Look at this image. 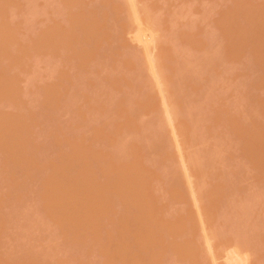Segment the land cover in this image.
I'll use <instances>...</instances> for the list:
<instances>
[{
	"label": "rangeland",
	"instance_id": "obj_1",
	"mask_svg": "<svg viewBox=\"0 0 264 264\" xmlns=\"http://www.w3.org/2000/svg\"><path fill=\"white\" fill-rule=\"evenodd\" d=\"M73 1H75L76 4L75 3H72ZM72 2H71V0H0V51H1L0 52V72L2 71L0 73V84L1 85L3 84V86L0 85V94L2 95V97L0 95V101L2 99V101L0 102V113L2 114V115L0 114V118L1 119H5L7 121H9L8 119L11 118L10 119L11 121L6 122V124H5V122H3V120L0 119V132L2 133V135L1 134L0 135L3 136V138L0 137V140L5 139L6 138V134H7V138L5 139V141L7 140L10 143L13 142V143L17 144L18 142H21L23 139L25 140L26 143L30 142V144H29L30 146L27 144L30 148L25 144L29 148V149L27 148L29 152L26 151V150H21L23 153L22 152H19V149L20 148L22 149V147L25 149V147L23 146L24 145L23 144L24 142L21 143L22 146L20 148L18 147L19 149L13 147L8 142L7 143L9 145V147L7 145H4V144L2 145V143H0V145H1L0 146L1 147L0 148V150H1L0 153L2 154V155L0 154V165L2 166L1 168H3V166H4L3 169H0V171L2 170L0 172V199H1L0 200V208H1L0 209V212L2 213V214L0 213V216L2 215V217H0V220L3 219V221H2L3 226H2V224L0 225V236L2 237V238L0 237V264H3V263L4 264H8V263H10V264H12V263L13 264H15V263H17V264H23V263L24 264H31V263H33V264H41V263L42 264H44V263L45 264H52V263L53 264H79V263L80 264H101V262L103 264H104V262H106V264H109V263H107V261H111L112 264H113V262H114V264H133V263H135V261L138 262V263L140 261V264H147V263H149V264L151 263L152 264V262H154L153 264H155L157 261H158V263H156V264H264V172H263L264 171L263 170L264 169L263 168L264 166H260L261 164L264 165V155H263L264 154V152H263L264 149L262 148V146L264 145V143H262L263 145L260 144L261 146L259 144H257V146H260L263 149V150H261V148H260V151H261L260 153L262 154V157L263 158H259V155H261V154L258 151L259 149H257L258 147L257 146H256L257 148L255 147L256 144L254 143V142H257V143L264 142V138L262 137V136H264L263 135L264 134V127H263L264 126V124H263L264 123V112L263 113L260 112L261 110L264 111V108H263L264 107V90H263L264 89V63H263L264 62V49H263L264 48V43H263L264 42V11H263L264 10V0H244V1H242V0H78V1L77 0H72ZM243 2H245V3H243ZM66 3H68V5H66ZM71 5H73V6H71ZM261 10H262V12H261ZM70 13H72L73 17H74V15L75 16L76 15L78 16V15H81V14H82V16L83 15L85 16V18H86L85 20L86 21L81 20V23H80V19H79V18H81V16H78V19L79 20L76 17H74V19L76 18L77 21L80 23V28L82 27L81 30H79L80 28L78 27L79 26L77 24L78 22L77 23H74L75 20H72L73 17L71 16ZM247 13H248V15H247ZM69 14H70V17H68ZM236 15H239V18H236V17H238ZM84 16H83L82 19H84ZM87 19H89L88 22H89L90 25L86 24ZM262 19H263V21H262ZM93 21L95 23H93ZM82 22H84L85 24H82ZM96 22L97 23L99 22V25ZM230 22H234L235 23L234 26H230ZM71 23L72 24L74 23V26H75V24L78 25L77 28H78L79 32L82 31V29L84 28L83 30H85V31H82L83 32L82 34H85L86 31H90L91 32V30L93 29L94 25L95 24H96V26L98 25L97 28H96V26L94 27V31L91 34L93 37H90V38L91 39L92 38L93 39L95 38V40L97 42H99V41H102V42H99L98 44H96L97 42L95 43V41H90L91 39H89L88 34H87V37H88V40L89 41L87 40V37H86V34H85V37H86L85 39L87 40V42H85L84 41V35L80 34L81 33L80 32L79 33L80 35L78 36L77 35L78 33L76 34V32H75V34L77 35V37H79V39H81V41L83 40L82 41L83 43H81V45L79 44V48H78V45H76V44L80 43L81 41L79 42V39L78 38H75L76 35H74L72 33L73 30H75L77 28H72L73 25L71 26L72 29L70 27H68L69 24L71 25ZM91 24L92 25L94 24V25L92 26ZM260 24H261L262 27L259 26ZM232 25H233V23H232ZM86 26H87V28H86ZM88 26H92V27L88 28ZM54 27H56V28L54 29ZM233 27H235V29ZM259 27H260L261 30L258 29ZM2 28H5V31H3ZM51 29H53V30H57L58 29V31L63 30L65 33L67 31H69V29H70L71 32L69 31L70 33L69 32L68 33L69 34H71V33L73 34V36L71 35L73 37L72 38V41L71 40L70 41H67V40L71 39V36H69L68 33H67V35H68V39H67V35L66 36H63V32H62V36L63 37H66V38H63L61 40V38L59 39V37H61L60 36L61 35V31L58 34V31L57 32L55 31L56 32L55 33ZM86 29H88V30H86ZM227 29H230L231 32L236 31V33H232L233 36H231L232 35L231 32L229 30H227ZM47 30H49V33L51 34L50 36L54 35V34L51 33L52 31L55 34H58V36H56V37L60 41L56 38L58 40V41H56L57 43L54 42V40H56V39H54L55 36H53L54 37L53 38L54 39L53 40V43H54L55 46L59 42H62V44H63V45L61 44V47H63V48H61L60 45H57V47L59 46V49L57 48L58 51H56V53H58L57 55L54 52L55 49H56V47L54 45H51L52 46L51 47L49 45V43H48L52 38L48 36L49 34L48 35H45L46 33H48ZM250 30H252V31H250ZM227 31H229V34H231L230 36H228L229 34L227 33ZM5 32H7L6 33V36H5ZM90 32H88L89 35H90ZM43 33H45V34L43 35ZM169 34H171V35H169ZM81 35H82V37L80 38ZM166 35H168L167 38H166ZM183 35H184V39L182 37ZM41 36H44V37L46 36V37L50 38L49 41H48V39L44 38V40H47L45 42L42 41V40H40V41L43 42L42 43V44H44L43 46L41 45V42L39 40H37V42L39 41V43L36 42V39H43ZM234 36H236L237 38L236 37L233 38ZM244 36H246V37H244ZM6 37H8V38H6ZM151 37H152V40H151ZM262 37H263V39H262ZM229 38H231V40H229ZM248 38H250V39H248ZM64 39H65V41H64ZM73 39L75 40L76 43L73 41ZM217 39L221 40L222 41V44H221V41H217ZM236 39H238V40H236ZM235 40H236V43H235ZM228 41H230V43ZM256 41H258L257 43H258L259 46L257 45V43H255ZM34 42H36V43H34ZM65 42H67L68 44L71 42V44H69V45H73V46L76 45L77 47L76 46L75 47L77 49L75 50V48L72 46V48H74V50H72L71 46L69 47V45L67 43H65ZM72 42H74L75 44H73ZM89 42H91V43H89ZM92 42H94L95 45L92 44ZM248 42H249V44H248ZM64 43H65V45H64ZM88 43L91 45L90 47H89ZM103 43H107V44H104L103 45ZM241 43H243V44L241 45ZM245 43H246V45H245ZM32 44L33 45L40 44L41 47H39V48H42V50H43V48L45 49V47H46L45 45L48 44L49 45V48H47L48 47V45H47L46 50L45 51L43 50L44 52H42L41 49H39V50H41L40 53H39L38 49L36 50V52H32V51H35L34 49H36V47L38 46L37 45V46L33 47V50H32L31 49ZM139 44L141 46H139ZM225 44L226 45L229 44V45L226 46ZM96 45H98V46L96 47ZM101 45H103L104 49L106 47L105 45H107V48L104 51H102V49L100 48V47H102ZM193 45L194 46L196 45V47H194ZM205 45L207 47H205ZM19 46L22 47V48L21 47L20 48L23 50V52L19 48ZM28 46H30L31 52H30V50H29V52L27 50V52H28V54H27L25 49H27ZM53 46H54L55 49L53 48ZM200 46H201V48H200ZM249 46L251 47V49H250ZM91 47H93L94 50ZM95 47L97 49L99 47L100 49L97 51V49ZM196 48L199 49L198 51L201 50L200 52H202V51L203 52L205 51V52L204 53L203 52L200 53V52L197 51ZM240 48H242V50ZM63 49L65 51L69 49L68 52L70 51V53H71L72 51L73 52L75 51L76 53L74 52V54H71L72 56L69 57L70 54L67 53V52H65ZM81 49H83V50H81ZM159 49H161V51ZM6 50H8V51H6ZM86 50L87 51L89 50L88 52L90 54H91L90 50L92 51L91 57H90L89 53L86 54L87 53ZM221 50H222L223 56L221 55ZM18 51H20V52H18ZM37 51H38V53H37ZM158 51L159 52H162L163 51L162 52V54H163L162 57L165 54V56H164L165 58L164 59L162 57H161L162 59L161 58H158V56H161V54H159V53L157 54ZM217 51L220 52V53H218ZM17 52L19 53V55H18ZM52 52H54V55H53ZM81 52H83L85 54L82 56V53ZM145 52L146 53L148 52L149 54L146 55ZM242 52H243V54H242ZM16 53H17V55H16ZM24 53L27 54L26 57H25V54ZM44 53H46V56L45 55L42 56V54H44ZM50 53H51V55H50ZM66 53H67V55L69 54L68 55V58H67ZM77 53H78V55H77ZM105 53H107V55ZM63 54L65 55V59H63L64 58V55ZM199 54H200V56H199ZM20 55L22 56L21 58H20ZM28 55H31V56H28ZM37 55H39V56H37ZM73 55H76V56H73ZM79 55H80V58H79ZM88 55H89V57H90L91 60H89V57H86ZM92 55H93V57H92ZM95 55L98 58H95ZM145 55H146V57H145ZM243 55H244V57H243ZM23 56H24V58H23ZM81 56L84 57V58H88L89 62L87 63L86 61H88V60H85L84 61L85 63H83V65H81L82 60H84V58H82ZM166 56H167V58H169V57L172 58L174 61L173 62H170V60L172 61V59L168 60L166 58ZM172 56H175L176 58H174ZM209 56H210V58H208ZM217 56H219V57H217ZM250 56H251L252 60L250 59ZM105 57H108V58L105 59ZM201 57L202 58L205 57V59L203 60V59H201ZM193 58H195V59H193ZM196 58L197 59L199 58V59L196 60ZM220 58L223 61L220 60ZM223 58H225V59H223ZM13 59L14 60L16 59L17 62L14 61ZM94 59H96V60L94 61ZM157 59H159V60H157ZM208 59L210 61L212 60L214 62L212 63V61L210 62ZM234 59H235V61L237 63L234 61ZM244 59H246V60L244 61ZM249 59H250L251 63H250V61L248 62ZM66 60H67V62H66ZM71 60H77L79 62L81 61L80 65L82 67L87 68L88 70L90 68L89 65L92 64V63H90V61H92L94 63L91 65V69L88 72L89 73L88 74L87 73L88 70H86L84 68L81 70V67L78 64L79 62L75 63L74 61H72V63H71ZM160 60H161V62L163 61V64H166L168 62L170 63V64L168 63L170 65L169 66L170 67V74L171 73L172 74L173 73L174 74L176 73L175 75H177V69L178 68H179L178 71H180V70L183 71V69H185V70L187 69V73H185V72L182 73V71H180V74H182V76L179 74L178 78L177 77L175 78L174 74L171 75V76H174L173 78L171 77L173 79V81H172L171 79H169L170 74L168 76L169 69H167V71H168L167 73L165 72L166 69L164 70L165 75H164V73H162L163 70H161V69L162 68L163 69L164 68H168V65H165L163 67V65L160 64ZM190 60H195V65L193 64L194 62L193 61H190ZM202 60L205 63L201 64L203 62ZM218 60L220 61V63H218L219 62ZM125 61H128L127 62V63H129V66L128 67L126 66L127 63ZM196 61L197 62L198 61L200 62V64L198 63V66H197ZM208 61H209L210 65H209ZM231 61H232V63H231ZM243 61L245 63H242ZM189 62L190 63L193 62L191 64H193L195 66L194 69H192V71H189L190 69L188 70V68H190ZM254 62H255V64H254ZM152 63H153V66H152ZM171 63H173V65H175V67H176V64L178 65L177 66L178 68L176 67V71L175 72L171 68V67H173V65H171ZM73 64L74 65L76 64V66L77 67H80V68H76V66H73ZM159 64L161 66H159ZM222 64H224V65L221 67L220 65H222ZM241 64H243V65H241ZM251 64H252V66H251ZM256 64H258V65H256ZM260 64H262V66ZM193 65H191V66H193ZM248 65H250V66L248 67ZM72 66L75 67L76 70ZM185 66H187L188 68L185 67ZM244 66H245V68H244ZM253 66H256V67H253ZM257 66H258V68H257ZM219 67H220V69H219ZM242 67H243V69H242ZM250 67H251V69H248ZM252 67L254 68L253 71H252ZM96 68H97V70H96ZM216 68H218V70ZM231 68H232V70H231ZM173 69H174V67H173ZM84 70H86V72ZM193 70L196 73H194ZM220 70H221V73H220ZM246 70H248V73H249L248 75H247V71ZM249 70H251V71H249ZM78 71H80V73ZM92 71H93L94 75H93ZM95 71L97 73H95ZM240 71H242V72H240ZM259 72L261 74H259ZM61 73H63V74H61ZM66 73H68V74H66ZM190 73H191V78H190V76H188V75H190ZM197 73H198V77L196 75ZM219 73H220V75H219ZM225 73H227V74H225ZM184 74H185V76H184ZM62 75H64V78L60 79L61 77H63ZM65 75H66V78H65ZM92 75H93V77H91ZM145 75L147 77H145ZM186 75H187V77H186ZM192 75H194V76H192ZM214 75H216V76H214ZM221 75H222V77H221ZM245 75H247V76L245 77ZM87 76H88V78H87ZM180 76H181V78H180ZM108 77L109 78L110 77L113 78L112 82L115 83V86L114 85H111L110 86L109 83L112 84V82L110 81V79L108 80ZM142 77H145L147 79V81H146V79H143ZM182 77H184V78L186 77V79H184ZM240 77H241V80L242 81L241 80H238V78L240 79ZM86 78L88 80H90L89 78H91V80L89 81L90 83L88 82V80ZM140 78H142L143 80H141ZM174 78H175V80H174ZM188 78L191 79L192 81L188 80ZM67 79H69V80H67ZM105 79L108 80V81H105ZM120 79H122V82H124L123 83L124 86L121 84L122 82L120 84H117V80L118 81H121ZM130 79H131V82H133L132 85H134L133 86L134 88L133 87L131 88L132 85L129 83L130 82L129 81ZM178 79H179V81H178ZM182 79H184V81ZM251 79H252L253 82L251 81ZM169 80H171V84L173 82L176 83V81H178L176 84H173L175 86L177 85V87H176L177 90L172 85V87L176 91H178L177 92V94L179 93L178 95L176 94V96H175L174 93L176 91L173 90V88H171V84H170ZM243 80L248 81V83L246 81H243ZM258 80H259V85L256 83V82H258ZM13 81H14V83H13ZM83 81H84V83H83ZM93 81H95L96 83L93 82ZM185 81L186 82L189 81L190 84L189 85L188 84H185L184 83ZM207 81H209V82H207ZM71 82H72V85H73V87H72L73 89L70 88ZM91 82H93V84ZM168 82H169L170 85L168 84ZM202 82L204 83V86L202 85L203 84ZM216 82H218V84ZM85 83H87L88 86L85 85ZM179 83L180 84L181 83L182 84L184 83V85H179L180 87L181 86H184V87L178 88L179 87L178 86ZM242 83H245V86H242V85H244ZM193 84H195L194 85L195 88H194ZM197 84L203 86V87L198 86V87H201L200 88L201 90H204V91H201L202 93L199 92V90H200L199 88L197 90ZM6 85L8 86V88H7ZM104 85H107L109 87V90H108V87L106 89V86L104 87ZM185 85L187 86L186 90L184 89L186 87ZM206 85L207 86L210 85V88L207 87ZM213 85H214V87H213ZM83 86H85L86 88L83 87ZM112 86H114V87H112ZM118 86L121 87V88L118 89L119 88ZM249 86H251V87L249 88ZM48 87L51 88L49 90H51L53 92L55 91L56 94L59 93L57 95L58 96V98H57L58 100L65 93V96L66 97H64V100H63V98H62V100H59V101H62L61 102L62 104L59 103L60 105H57L58 104L57 103L58 101L56 102V97L57 96H55L56 94L55 93L53 94V92H51V91L49 92L50 93V96H51V97L49 96L50 97V100H49V98H47L48 96L45 97V95H48V94H45V92H46L45 89H47ZM87 87H89V88H87ZM243 87L245 89L248 87L245 92H244L245 89H243ZM5 88H7L6 91H5ZM112 88H114V91H113ZM229 88L230 89L232 88L233 90L232 89L230 90ZM256 88H259V89H256ZM261 88H263V89H261ZM40 89L43 90V94H45V95H43V96L41 95L42 90L40 91ZM179 89H180V91H179ZM181 89H182V92L183 93L181 92ZM188 89H190V91L191 90L192 91L190 92ZM207 89H208L209 92H207ZM250 89H252L251 90L252 92L250 91ZM253 89H255L256 91L253 90ZM44 90H45V92H44ZM259 90H261V91H259ZM47 91H48V89H47ZM109 91H110V93H109ZM118 91H119V93H118ZM171 91H173L172 94H171ZM184 91H185V93H184ZM196 91H198L200 94L199 93L196 94ZM4 92L9 93V95L6 94V93L4 95ZM60 92H62L61 93L62 96H60ZM112 92H113V95L110 96ZM259 92H260V94H259ZM67 93H69V95H67ZM186 93H187V95H186ZM231 93H232V95H231ZM52 94L55 97H53ZM76 94H77V98H76ZM169 94H170V96L172 95V97L170 98L171 100L169 99V97H170ZM184 94H185V96H184ZM6 95H8L7 98L5 97ZM10 95H14L13 96L14 97V100H13V98H11ZM251 95H253V96L251 97ZM15 96H16L17 99H15ZM128 96H129V98H128ZM244 96H245V98H244ZM44 97L46 98V101L48 99L47 102L51 101V98L53 97L54 100H55V103H57L56 106H58V108L55 106V104H52V102H54V101H51V103H48L47 106H46V103L47 102H45ZM183 97H185L186 99L183 98ZM256 97L259 98L260 101ZM65 98L67 99L66 102H64L65 101ZM122 98H125L126 99V100H124L126 104H124V101H123ZM182 98L184 100H182ZM251 98H253V100H251ZM119 99H120V102L118 101ZM139 99H142V100L145 99L146 100L144 102L145 104L143 105V102L141 100H139ZM243 99H244V101H243ZM172 100H174V101H172ZM256 100H258V101H256ZM3 101H5V102L3 103ZM10 101H11V103H10ZM139 101L142 102V103L140 102L142 106H145V105L146 106L145 107H141L140 103H138ZM183 101H185V102H183ZM134 102L135 103H138V105L136 104L138 107L137 106H134L135 105ZM257 102H258V104H256ZM118 103H119V105H118ZM121 103H123L124 105L121 104ZM252 103H253V106H252ZM114 104H117L115 106L116 107L118 106V107L116 108L114 106ZM161 104H163L164 106L162 105L163 106L162 107ZM51 105H54V106L51 107ZM53 107H55L54 108L55 110L52 109ZM139 107H140V110L142 111L140 113H142V114L139 115L140 113H138L137 115H139V116H137L136 115V112H134V108L138 112V111H140L138 109ZM180 107H182V110H181ZM249 107H251V109ZM110 108H114V109H112V111L115 110V112L112 115H111L112 112L111 113L109 112L111 110ZM141 108H143V110ZM254 108H255V110H254ZM44 109L46 111H44ZM49 109H51L52 111L49 110ZM105 109H108L109 111L108 110H105ZM151 110H153L154 113L156 112L157 114L158 113L159 114L158 115L157 114H154V113H152L153 111L151 112ZM159 110H161V112ZM256 110H258V111H256ZM116 111H118V112H116ZM45 112H47L46 113L47 116H46ZM149 112H151L152 114H150ZM177 112L178 113L180 112L181 113V116H180V113L179 114H176ZM250 112L254 116H252L250 114ZM259 112H260L261 115L259 114ZM116 113H119L120 116H119V114H117V117L118 118L115 116L116 119H114L115 117H113V115H116ZM48 115H49V117H48ZM81 115L82 116L84 115V116L82 117ZM129 115H130V117H129ZM131 116L134 117V119H135V117H138L137 119H139L138 120L139 122L136 121V119L134 120ZM185 116H186V118H185ZM257 116L260 117L261 119L258 118ZM112 117H113V120H115V122H112L113 121L111 119ZM130 118H132V120H130ZM167 118H168V121H167ZM109 120H111V121H109ZM165 120H166V122H165ZM254 120L257 122V124H256V122ZM118 121H119V123H118ZM130 121L132 122V124H135V126H136L135 127L133 125V129L134 130L130 129L131 126H129V123H130V125H132ZM133 121H135V122H133ZM21 122H23V123H21ZM107 122H108L110 128H108V125L106 124ZM116 122L118 123L117 126H115L116 125ZM102 123H104V124H102ZM137 123L141 124V125H138L140 127L142 126L141 129H144L143 124H145V123L147 124L148 123L147 126H146V127H148V126L150 127V128L148 127V131H149V129L152 130V131H149L150 137L152 136V139H153V142H152L153 144H150V146H149V142H148L149 139L147 138V141L145 139V136L147 137V135H146V133L148 132L147 129H145L146 132L144 130H141L139 127H137V125H136ZM163 123L165 125H163ZM228 123L229 124L232 123L231 125H233V126L228 125ZM253 123L256 124V126ZM258 123H259V125H258ZM3 124L5 125V128H7L6 130H5V128H3L4 127ZM100 124L103 125V126L106 124V126H104L105 128L103 126H101ZM124 124H126V126ZM18 125L19 126L22 125V126L19 127ZM24 125H25V127L27 126L30 130L27 129V127L25 129ZM76 125H78V126H76ZM234 125H235V127H234ZM71 126H72V128L76 129V132L79 131L80 134H81V136L83 135V137H84V138H82L80 136L81 138H76L77 144L79 143L78 141L80 140L82 143L80 142L79 144H82V145H85L86 144L87 146L85 145V147H88L89 146V148H88L87 151L88 152L91 151V153H93V150L96 149V150H94L95 151V154H92L91 155L94 158L91 157V156H89L90 153H88V155H85L84 154V157L83 158L80 156V158L83 159L82 161H84L85 159L87 161V159L89 160V158L91 159V160L88 161V163L86 161L83 162V163H86V168L87 169L89 168L88 169V172L89 171H92L93 173L92 172L91 173L94 176L95 175L94 174L95 173L94 170H96V166L97 165H100V162L103 165V168L101 166L102 169L99 166H97V167L100 168V170L97 169L98 170L97 173L99 175L97 173L96 174L98 176L95 175L97 178L100 177L98 179L100 181H102L103 183L101 182L99 184L98 182H96V184L98 183V185L94 184L95 182L94 183L92 182L93 184L91 182L90 183H91V186L94 187V190L92 189V192L95 191V188H96V190L101 189L102 192H103V190H105L106 192L108 191V195L106 193V195H103V197H102L103 199H105V202L104 201L103 202H100V200L102 198L99 197V194L100 193L98 194V192H97V197H98V199L100 198L99 199V202L102 203V204L105 203L104 206L106 205V206H109L110 207L109 204H112L114 206L116 204H113V202L114 203H117V201H118V204L120 203L121 204L120 206L123 207V206H126L128 203L130 204L131 201L133 200V196H135V192H134V195L132 194V192L130 193V194L133 195L131 197L130 194H129V192L133 190V189L131 190V188H129V191L127 189L125 191V193H123L124 191H122L123 187L120 188V191H122V192L118 191L119 189L117 190V192H119V193L112 192V194L114 193L113 195L115 197L112 196V194H110L112 190L113 191L116 190L115 187H114L115 189H111L110 186L113 185L114 183H117V182L120 183V181L122 180V179L120 180L119 176L120 177L123 176V177H121V178H123V180H122L123 181L122 182L123 184L122 183H120V184H122L124 186V184H127L128 183V182L127 183L124 182V178L126 177L124 175L127 173L126 175L128 177V175H129L128 174V171H130V173L132 175V172H131L132 170H134V171L136 170L135 173H137V170L139 169L138 172H140V173H137L138 174L137 177H139V175H142V176L139 177L140 179L137 178V177L134 178V176H132V177H133V179H135L133 181H136L134 183H136L138 186L140 184L139 182H142L143 189L141 188V191H143L144 190V187H145V185H143L145 181L143 182L141 180H144L145 179L144 177H146V179H147L148 176L149 177L151 176L149 178L150 180L154 177V179L151 180V182H152L151 183V188L152 189L155 188L156 189L155 190L156 192L153 193V192H151V190H149V188H150V183H148L150 181L149 179H148L149 181H146V184L147 183L148 184L145 187L146 193L148 192L149 193L148 194L149 196H150L151 193L154 195V196L151 195L152 198L151 197L149 198L148 195L144 193L145 190L142 193L140 192V189L139 188L141 187V184H140V187H134L135 185L130 180L131 185H129V184L128 185L131 187L132 184H133L134 185L133 186L134 187V191L136 189H138V191H136L137 193L139 192V194H142V195L144 193V195H147L146 197L149 198V200L152 199L151 200L152 203L149 202L151 204L148 205V206H150V208L146 205L148 203L145 201L144 206L146 205L148 211H147V209L145 207H143L145 209H142V210H146L148 212V215L149 216H150V214L152 212H153L154 215L155 214H159V215H156L159 219L157 217L154 219L153 218L154 217L153 214H151V216L153 218L152 219L153 221H157L158 220L159 223H162L161 226H160L162 228H160V229H164L165 228V226H163L164 225L163 222H164L165 219H167L168 221L170 220L169 223L172 224V227L174 226V228H172V227H170L171 225L168 223V221H166L168 223V225H167V223L164 222L169 227V228L167 227L168 228V232L167 231L166 232L169 233L171 231L168 235L170 236V234L172 233L171 236L168 237L169 239H167V236H168L167 235L166 236V239L164 240L165 242H162L163 239H164V237H165L164 235H166V233H165L164 230L161 231V230L158 229L159 231H157L158 234L156 233V235H157V237L159 236V238L164 236L162 238V240L160 238V242H158L159 240L157 238L158 241L157 240H156V242L153 241L154 242V246H153V242H151V241H149V246L150 247L147 245L149 248H152L151 247V244L154 247L155 251L152 249L151 250L152 252L150 251L151 253H153V251L156 252L158 250L157 253H160L159 254L160 255L159 258L155 255L156 253H154V255L156 256V258L158 260L155 258L156 259V261H155V259H154L155 256L153 255L154 257H152L151 259L152 260L154 259V261H148V259H149L148 257H150V255L146 253L148 255V257H147L146 254L144 255V253L143 254L141 253V252H143V250L138 251V249H136V248L139 247V246H137V244H138L137 242H139V240L141 238L142 239H145V236H144V238L141 237V235H138L137 236L136 234H140V233L136 232V230L140 229V227L143 228L144 226H142V224H144L146 220H148L149 223H150V220H151V217L149 219V216L147 214H144L143 212H141L142 215L144 214L143 216L146 215V217H143L142 216L143 217L142 218L141 216L138 217L139 216L138 215L137 216V218H138L137 219V222H139V218H140V223H138V224L136 223L137 225L131 223V227H130V229H132L133 226H135V228L137 227L136 230H135V228L133 229V230H135L134 233L136 232L135 234L133 232H131L132 233V236L134 234L135 237L136 236L138 237V238L137 237L135 238L133 236V239H135V240L138 239L136 241L133 240L134 242H136L135 245L137 247L133 248L134 246L132 244H130L131 246H133L132 247L133 249L130 248V250L131 249L132 250L131 251L129 250V253L131 252L132 255H135V257L137 256L136 259L133 256V257L130 258L131 261L129 262L128 255L130 256V254L128 253V251H127V253H128L127 254V257L128 258L124 259L125 258L124 253H122V251H120L121 250V247H118L117 245H115L116 243H120V245H121V242H122V244H123L122 248L123 247L125 248L124 252H126V250L129 249L128 246H130V245L127 244V243L131 242V240H128L126 237H129V239H132V237L130 236V232H129V234L127 232L129 230L124 231L123 228H121V226L123 227L124 226L123 224H126L125 225V228L126 227L129 228L128 224L130 222L128 220H126V219H128L127 218L129 216L128 214H130V215L133 214V216H134L135 215L134 214L135 212L141 210L140 207H139V205H138V207H139L138 209L139 210L136 211V209H137L136 206L137 205L134 202L135 200L137 201V198L136 197L134 198V201H132V203L134 202V204H135L134 206L135 207H133V204L131 203L133 208L130 207V206H128L127 207L128 209L126 210L128 213L127 212H124V211L121 213V210H123L122 207L120 208V206H118V204L115 206V207L118 206L121 209L119 211L120 214H118V217H120L121 214L123 215V213H124L123 217H120V218L123 219L122 220L123 222L121 221V219H120V221L118 220L120 224L117 222V219H119V218H117L115 220L116 216L115 215H114V217L112 216L115 212H118L117 211V210H119L118 207L117 208L114 207L115 209H117V210H115L113 208V206L111 205L112 206L111 208H113L110 211V212H113L112 215L110 213H108V211H107L108 208L107 207H106L107 210H105V212H107V213H105L103 211L105 208H103V210H101V211H103V214L105 213V216L108 215V214H109V216L111 215L112 218H110L109 216H106L110 220L108 218H106L108 220L103 219V214L100 215V213H99L100 211L99 210L102 208V206L99 205V204L98 205L101 206V208L100 209H97L99 212H97V211L96 212H97V215L100 216V217H97V216L91 214V213H93L91 211H90L89 214L87 213V211L89 209H88L87 206H86L87 208L84 207L85 206V203L84 202L88 203L89 201H92L95 198L94 197V194L96 195V193L94 192L93 193V197H92L91 190H90V193H89V192L86 191V189H83L82 188V190H85L83 192L84 193L86 192L88 194H91V198H93V199L92 200H89L87 202L86 201L87 198H85V196H84L86 194H84V195H82L84 197L79 196L80 199L81 198H84L85 199V201L83 200L84 201L83 202L84 205H82V207H80L81 205L78 204V203H80L79 202L80 199L78 197H76V196L81 195V190L77 191L78 188L81 189V186L79 185L78 188H73L77 184L76 183H75L76 185L75 184L74 185L71 184V183H73L72 182L73 180H72L71 176H73V179H75L74 175L78 171L74 173V169L77 170V168H75L73 165H72V167L69 166V165H71L69 163H71V159L73 158V155L75 154L76 150L78 151V149L74 147L76 145L74 143H76V142L73 141V139H75V137L73 136V133L76 134V132H75V130H73V129L70 128ZM121 126H123V127H121ZM164 126L166 127L165 129L162 128ZM229 126H231V127H229ZM241 126H242V128H241L242 130L239 129ZM251 126H253V127H251ZM259 126H260V128L262 127L261 130H263V131H261L260 128H258ZM76 127L77 128L81 127V128H79L77 130ZM119 127H121V128H119ZM134 127L136 128V130H135ZM184 127H185V129H184ZM208 127H211V128H208ZM19 128H21V129H19ZM57 128H58V130H57ZM68 128L70 130H68ZM117 128H119V129L117 130ZM126 128L127 129H130V133L132 131V134H131L132 137H131V135L129 133V130H125ZM161 128H162V130H160ZM236 128H237V130H236ZM247 128L250 129V130L252 129L251 130V133L252 132L254 133V130L256 128V133L252 134V138H250L251 133H248L250 131ZM257 128L262 132V133H260L261 136H259V130ZM12 129H15V131H16V133H15L16 136L15 135L14 136L17 139V141L18 140H21L23 138L21 141L15 142L16 139L13 136L14 131ZM63 129H64V131H63ZM88 129L90 131H93V132L88 131ZM94 129L96 130V133L98 132L97 134H98L99 138L96 137L97 135H96V133H94L95 132ZM163 129L165 131H163ZM186 129H188V130H186ZM245 129L247 130V132L245 131ZM20 130H21L22 133L20 132ZM22 130H24L25 133ZM159 130L161 132H158ZM227 130H230V132L227 131ZM232 130H233V133L231 132ZM53 131H55L56 133L53 132ZM72 131H74V132L71 133ZM123 131H126V132H124L126 134L124 135V133H123V136H121L122 135L121 132H123ZM136 131L137 132L140 131V135L137 134ZM141 131H143V133L145 135L143 133H141ZM155 131L157 132V135H156V133H154ZM224 131H226V132H224ZM257 131H258V133H257ZM29 132H30V134H29ZM133 132L136 133V135L134 134L135 137H133ZM163 132H164V134H163ZM237 132H239V133L237 134ZM245 132L247 133V135H246ZM18 133H20L21 135L18 134ZM69 133L72 134L73 139L71 137V134H69ZM87 133L88 134L90 133V134L88 135ZM92 133L95 136L91 135ZM160 133H162V134H160ZM166 133H168V134H166ZM193 133H194V136L192 135ZM9 134H10V137H8ZM24 134L26 136H28V138H25L26 136ZM60 134H64V136L62 137V136H60ZM127 134L130 135L129 139L127 138L128 137ZM149 134H148V137H149ZM231 134H233V135H231ZM243 134L245 135L244 138L246 137V139L243 138ZM257 134H258V136L256 137ZM44 135H46V137ZM51 135H52V137H51ZM56 135H58L59 137L56 136ZM118 135L121 136V138L119 136V139L121 140L122 143L119 142L120 140L117 138ZM158 135H160V136L162 135L163 137L166 136V137H164L166 141L164 140V138H161V140H160V137ZM155 136H156V138H155ZM240 136H241V138H240ZM253 136H255V139H254ZM60 137H62V138H60ZM90 137H93L94 140L96 138L98 140L96 142L98 145L96 143L93 144L94 141H91L90 140V139H93V138H90ZM112 137L113 138L116 137V139H118L119 141L116 140V142L114 143L115 138L113 139ZM258 137H261V139L258 140L259 139ZM63 138H64V141L61 143L60 140L61 139L63 140ZM67 138H70V140L72 139V141L74 143H70V141ZM100 138H102V141H101ZM104 138H107V139H104ZM249 138L250 139H254V140L257 139V141H254V142L252 140H250V142L252 141L255 144L254 146H252V142H251V145H250L251 147L248 146L250 144L248 142ZM81 139H84V141L86 140L87 143L84 142L85 144H83V140H81ZM99 139H100V142H99ZM108 139H110L109 141L111 143H114V145L113 144H110L108 142ZM154 139H156V140L158 139L162 143H159V141H156ZM162 139H163L164 142L162 141ZM241 139H242L243 142L241 141ZM50 140L51 141L53 140V143L55 142V147H54V144ZM104 140H105V142H104ZM168 140H170V141L167 142ZM222 140H223V142H222ZM31 141H32V144H31ZM65 141L66 142L69 141L71 147H69V148L66 147V146H68V143H66ZM123 141H125V145L127 146V148H128L129 145L132 146L134 144V146H132V147H135V145L137 144L136 145V148H134V149H136V152L137 153L132 154L133 152H135V150L131 146L128 148L129 149L128 152H127V148L126 149H123L121 147L122 144L124 145ZM137 141H138V143H137ZM103 142L105 144H103ZM117 142H119L118 144H120V145H118ZM143 142L144 143H147V144L144 145ZM165 142L166 143H169V144H165ZM245 142L248 143L247 146L245 145ZM3 143H5V142H3ZM33 143H35V146H34ZM47 143H49L51 145L49 146V144H47ZM56 143H58V145H56ZM64 143H66V144H64ZM150 143H151V141H150ZM156 143L161 144V145L164 144L166 147L168 146L167 147L168 150L165 149L166 148L165 146L164 147L163 146H159L158 144L156 145ZM170 143H172V145ZM221 143H223V144H221ZM41 144L42 145L44 144V145L49 146L48 147L49 150L47 149V146H46V149L48 151H51V152H48L45 149V146L43 148L46 151H44L43 148H41L42 147ZM73 144H74V146L72 148V145ZM95 144H96V146H93ZM109 144H110V146L113 145L111 147L112 148L115 147V149H116V150H114V148H113V150L115 151V154H116V158L115 159H110V158H112L114 152L113 153L111 152V151H113V150H111L112 148L109 149L107 147V145H109ZM189 144H191L192 146L189 145ZM78 145H76V146L78 147ZM140 145L142 147L143 146L145 147L146 145H148V147H151V145L152 146L154 145V147H155L154 150H156L154 152L156 154H157V152H159V154L161 156L159 154L158 155H155L154 153H153L154 155L150 154V153L153 152V150L151 149L152 147L149 148L152 152L149 149L148 150H145V148L147 149L148 147H145V148L143 147L144 150H145V151H143V149H140V147H141ZM244 145H245V147H244ZM2 146H5V147H2ZM10 146L12 148H14L13 149L14 152H11L13 150H12V148H10ZM32 146H34L36 149L34 147L32 149ZM156 146H158V148L161 147L160 148L161 149V152L160 151H157V150H160V149H158V148L156 149ZM218 146H220L219 149H218ZM60 147H61V149H60ZM79 147H80L79 150L84 148V146H81V145ZM93 147H94V149H93ZM171 147L174 150L171 151L169 149ZM181 147H182V149H181ZM192 147L193 148H197V149L191 150V149H193ZM211 147H212V149H210ZM246 147L249 149V151L247 150ZM252 147H253V149H252ZM67 148L68 149H71L72 148V150L68 151ZM104 148H107V149H105L106 151L104 150L105 152H101V150L103 151ZM118 148H120V151L122 150L120 152V154H119V149ZM7 149L9 151V153L7 152ZM52 149L59 150L58 151L59 152V155H61L62 152L63 153L64 152L65 153L67 152L66 155L64 154V157H63V160H62L63 162H64V160H66L68 158L70 159V157L72 156L71 159H70V162L68 161L69 159L66 161V162H68V165H66L67 163H65V162H64V164L61 163V159H62L61 157L63 155L61 157L58 156L57 150L55 152ZM64 149L66 151H61L60 152V150H64ZM137 149H140V150H137ZM164 149L167 150L166 153L169 154L171 157H172V154H173V157L172 158L170 157V160L167 159L166 156H168V155H166V153L164 152L165 151ZM251 149L254 150V151H252ZM2 150H3V152H2ZM17 150H18V152H19L20 155L17 153ZM36 150H38V151H36ZM40 150H42V151H40ZM85 150L83 149L84 152L83 151L82 152L83 153H86ZM97 150H99L101 153H98L99 151H97ZM124 150H126L125 152L128 153V157L127 158L128 159L132 158L131 160H133V161H130L127 158L125 159V157H126L125 154H124L125 157L123 158V154L121 155V153H125V152H123ZM130 150L131 151L133 150V151L130 152ZM141 150L143 151V153H141L142 152ZM196 150L198 151V153L200 152L199 154L197 153V155H196V152H197ZM25 151L27 152L26 154H25ZM30 151H31V156L29 154ZM43 151L45 153L46 152L47 153L45 154ZM52 151L54 152V154H53ZM107 151L108 152L109 151L111 152V154L109 153L110 155L108 156L109 157V161H107V163H110L111 166H109V164L107 165V163H105V164L103 163V162H106V160H108V159L105 158L106 155H108L106 153ZM170 151H171V153H170ZM190 151L192 153L194 152L193 153L194 155ZM257 151H258V154L259 155L256 154ZM15 152L17 153V155H16ZM38 152H39V154H37ZM40 152L44 153V154H42L40 156V157H43L44 160L39 157ZM117 152H118L119 155L117 154ZM146 152H147V156H146ZM162 152L164 153V156H163ZM172 152H175V154L172 153ZM213 152H214V154H213ZM248 152H249V154H247ZM12 153L14 155H16L17 157H20V160H17V157L16 156H14V158L16 157L15 158L16 160L13 159V154ZM96 153H97V155H96ZM102 153H103V155H101ZM206 153L208 155H210V156H208ZM8 154H10V155H8ZM33 154H35V155H33ZM76 154H78V152H76ZM80 154H82V153H79L77 155L78 157L75 156L77 158V160H76V158L75 159H72V160H75L76 163L77 162L79 163L78 158H79V155ZM98 154H100V156H103V158L100 159ZM139 154H141V155H139ZM204 154H206V155H204ZM211 154L213 156H211ZM226 154L229 157V159L226 156ZM11 155H12V158H11ZM28 155H29V157H27ZM32 155L34 157H36L37 159L36 158H33ZM43 155L46 156V157H44ZM55 155H56V158H55ZM68 155H69V157H68ZM117 155H118V157H117ZM129 155H130V158H129ZM132 155L133 156H136V157H133ZM149 155H150L151 158H149ZM184 155H186V156H184ZM195 155H196L197 158L195 157ZM47 156L49 157L48 159L50 161V164L47 161L48 159H46ZM86 156H88L89 158H87ZM119 156H121V157H119ZM156 156H158V158H156ZM159 156L160 157H163V158L165 157L166 158L165 160L168 163L169 162L170 163L173 162V163L170 164V165H168V163L166 161H163V159H160L162 161L157 160V159H159ZM5 157L7 158V160H5L6 159ZM25 157H27L26 160L24 159ZM50 157H52L54 159L51 158V160H50ZM113 157H115V156H113ZM189 157H191V158H189ZM209 157L211 158V160H210ZM29 158H33V159L30 160ZM64 158H66V159H64ZM92 158H93V160H95L94 162H92ZM98 158H99V161L100 162L98 161ZM152 158H156V162H155V159H152ZM192 158H194V159H192ZM34 159L35 160H38V161H36L35 164H37L39 162V164L41 163L43 166L45 164V166H46L45 168H48V169L49 168L51 169L52 167L53 168L51 170L49 169V171L47 169H45L47 171L46 172L45 171L43 172L44 167H42V165L41 166L40 165L39 166L38 165H35V166L33 165V166L30 167V165H32V163H33L32 160H34ZM39 159H40L41 162L39 161ZM116 159H119V161L121 160V162L123 161L124 162V165H123V162L121 163L123 165V166L121 165V167H120V162L116 165V162H118ZM122 159H125V160H122ZM171 159H172V161H171ZM188 159H189V161H188ZM191 159H192V161H191ZM254 159H255V161H254ZM27 160H29V161H27ZM35 160H34V162H35ZM55 160L58 161V162L56 163ZM112 160H115V162H113ZM143 160H145V163H144V165H141L142 162H144ZM174 160H175V162H174ZM193 160H195V161L193 162ZM196 160L198 162H201V163L196 162ZM203 160H204V162H202ZM4 161H7V162L5 163ZM9 161H10L11 165H9V167H7ZM16 161H18L17 162L18 164H21L20 168H23L24 169L26 167L25 170H24L25 173L20 170L19 165L18 166L15 165L16 163L13 164ZM19 161L20 162L22 161V162L19 163ZM24 161H26V162L24 163ZM30 161H32V163H28ZM44 161L45 162L47 161V163H45ZM75 161L74 162L72 161L73 162L72 164H76ZM127 161L128 162H131L132 165H135V166L133 167V166L129 165V166H131V167H129L128 164H131V163H128ZM157 161H158V164H157ZM2 162L6 165V167H5V165H3ZM125 162H127V163L125 164ZM162 162L165 163V165L163 164V166H162ZM260 162H261V164H260ZM60 163L62 165H60ZM174 163L175 164L176 163L177 164L179 163V164L178 165H175ZM195 163H198V164H195ZM212 163H214V164L212 165ZM12 164H13V167H11ZM48 164L51 167L50 166L47 167ZM147 164H148V166H145ZM200 164H201V166H204V167L202 168L200 166L201 167L200 168L199 166H197V165H200ZM54 165H56V166H54ZM58 165H60L61 167H63V165H66L67 166L66 169H65V166L63 168H60L59 167V169L61 171L63 169H65V171H62V172H65V173H63V175L67 174V175H65L66 177L64 176L65 178L62 175V177L64 178L63 180L60 179V178H59V180H61L60 182L62 183L63 181L65 182V180L67 181V178H69V179L71 178L70 181L69 180L67 181L68 182L67 184L66 183H62V185L65 184L64 185L65 186L64 189H68L69 188L68 190H69L70 193H67L68 195L69 194L71 195V192H72V195L69 196L72 200H67V199H70L68 196L66 198V200L68 201L67 203H69V204H67L66 202H63L64 204L63 203L62 204L57 203V204H59L61 206L60 208L64 207V210H66V209L70 210L69 207H73V208H71V210H73V211L70 212L72 214V213H74V209L77 206L76 209H75V211L77 210V213L79 212L78 211L79 210L78 207L80 208V211L82 209L84 211L87 210V211H85V213H87L88 215H90V214L93 215L95 217V219H96V220H91V221H93V222L95 221L96 222L97 219H98V223H99V219L103 220L104 223H106V222L109 223V222H112L111 219L114 218L113 223H116L117 222L116 225H118V224L121 225L120 226V228H121L120 230L121 231L123 230V232H125V234H126V236H124V238L127 239L125 241L126 244H124L125 243L124 240L122 241L123 234H120L119 229L116 230V231L119 232V234L121 235L120 237H117L116 235H114L116 238L109 236L110 235L109 234L110 231H112L111 233L115 232V231H113V230L116 229L115 228L116 227L115 224H113V226H112V223H111V226L113 228H115V229L112 230V227H109V226L108 227L107 226L105 227V225H108V223L104 224L101 220L100 221L104 225H100L99 226V224H97L98 228H101L102 229L100 233L98 231L97 232L99 234L104 233L103 235L101 234V237H103L105 235V231L103 232L104 228H106V229L108 228L107 229L108 231H106V232L109 235L108 234H106V235L109 236L110 239H108V237H107V239H104L106 235L102 239L105 240L104 242L107 241L109 244L106 242V246H104L105 243L102 242L103 240L101 241V239H96V238H98L96 236L97 235L100 236V235L98 233H96L97 235L94 234L95 231H96V229L94 231V229H93L94 227L92 228L93 230H91V231H94V233H92L90 231L91 232V234H90L88 231H84V233H83L84 235H83L82 232H83V230H85L84 227H85V223H86V220H87V219L84 220L85 219L84 217H87L88 216L87 214H86L87 216H83V215H85L83 213V211L80 212V213H83V215H81V214L78 213L79 216H78V214L76 212H75L76 214L74 213V218L76 219V217H77L79 223L76 221L77 219L75 220L74 218H72L73 215L68 216V214H67L68 218L72 216L71 218L74 219L75 222H77L78 224H80V221H81V226L84 225V227H82L83 229H81V230L76 229V227H74V224L75 223L72 224V222H71L72 219H71L70 226L73 227L74 229H76V231L73 230L74 231L73 232L72 231V228L70 226L67 227L68 224H67V226H65V223L63 222V224H64L63 226H65V228H71L70 230L74 234L77 232V230L80 231V232L82 231L81 233H78V236L76 238L74 236H76L77 233L74 236H72L73 234L70 233L71 231L69 229L65 230V228H63L64 231H63V229L61 231V227H62L61 224H60L61 226H58L60 228L57 229L55 223L60 218L57 219L55 213H56V211H57L58 214L61 213V212H66V211H64L63 209L60 210L59 205H57V204L55 205V202H58V201L54 200V198L51 199V201L52 200H53V202L55 201L54 203H51V202L50 203H48V202L46 203V198L51 196V195L48 196V193L45 192L46 195H47V197L44 198L45 201L43 199H40V198L41 197L43 198V194L41 193V191L43 190L42 189L43 186H42L41 183H43V185L46 186V188H48L47 187L48 185L47 184H44V181H47V178H48V180L50 179V180L53 181L57 177L56 174H55L56 172H54V171L57 170V169H55V167L58 168ZM77 165L78 166H76V165L75 166L76 167H79V169H80V167L85 166L84 164H82V162L79 163V164H77ZM79 165H81V166H79ZM104 165H106V167ZM114 165H116V167ZM15 166L18 167V169H19L18 172H17L18 169H16V170L14 169ZM125 166L128 168V171H126V172L125 171L123 172V170H122V172L120 171L121 173H125L123 175H119L121 173L120 172H117V175L115 176V177L118 176L117 179L115 178L117 180L116 181L114 179V176L112 177V175L114 173L112 174L113 171H110V169L111 170L112 169L114 170V168H115L116 170L117 169L119 170L120 168H122V169L124 168L126 170L127 168H125ZM140 166H141V168H140ZM164 166H165V169H163ZM175 166H177V169H176ZM186 166H188V167H186ZM195 166L196 167H199V168H196ZM29 167H30V169H29ZM36 167H41L43 170L41 169V172H40V169L37 168V170H39L38 171L39 173H38L36 171ZM68 167H70L69 168L70 170L68 169ZM73 167H74V169H71ZM92 167L94 169L91 170ZM132 167L133 168L136 167V169H133ZM33 168L35 169V174L33 173L34 172V169ZM82 169H83V171H81ZM82 169H80V172H84V171L87 172L86 171L87 169H84V168H82ZM166 169L168 170V173H167ZM169 169H170L171 173H169ZM172 169L174 171H176V172L174 173ZM195 169H197V171ZM198 169H201V171H199ZM202 169H204V170H202ZM6 170H7V172L6 173H3ZM140 170H143V172H144V170L146 171V173H145L146 175H144V177H143L142 171H140ZM9 171H10V174H9ZM13 171H15L16 174ZM28 171H30L31 173L28 172ZM70 171H71V173H69ZM99 171H101V173H99ZM102 171H104V172L106 171V172L104 173ZM134 171H133V174H134ZM150 171L151 172L153 171V172L151 173ZM165 171H166V173H164ZM191 171H192V173H191ZM12 172L14 173L13 175H15L17 177L13 176L12 175ZM26 172L29 173V175L32 174V173L34 175L33 174L30 175V176L29 175H26ZM107 172H109L111 174V177L113 178V181H111L112 179L106 180L107 178H109V173H107ZM155 172H157V173L155 174ZM178 172L181 173V174H179ZM201 172H202V174H200ZM20 173H21V175H20ZM36 173H38V174H36ZM40 173H45L46 174V175L44 174L45 175V178H43L44 175L43 174H40ZM47 173H48V175H47ZM91 173L90 174L88 173L89 174V177L92 176ZM102 173H104L103 175L106 178L105 180L103 179L104 181L101 179V178H103L102 175H101ZM147 173L149 175H147ZM158 173H160L161 175L158 174ZM163 173H164V175H163ZM5 174L6 175H9L10 177L9 176H6ZM52 174H53V176H52ZM58 174H60V173L58 172ZM77 174H79V172ZM137 174H134V175H137ZM166 174L168 176L169 175H172V174H176L174 176L172 175L173 178H175L176 184H173L174 183V180H173V183H172V179H173V178H171L172 176H169L168 177ZM39 175L40 176L41 175L43 176V177L41 176V178H43V180L41 178H39ZM106 175H108V176H106ZM131 175H129V177H128L129 179H130ZM200 175H202V179H201ZM21 176H22V179L20 178ZM34 176H36V178H38L39 180L36 179V178H33ZM49 176H51V178ZM59 176H61V175H59ZM161 176H163V177L166 176V178H163ZM11 177L14 178L15 181H12ZM96 177H95V179H96ZM160 177L162 178V180H161ZM199 177H200V180L198 179ZM4 178H7V179H4ZM8 178H9V180H8ZM19 178H20V180H19ZM57 178H56V180H57ZM85 178L86 179H89L87 176ZM137 179H139V181H137ZM181 179H182V181L185 180L182 183H184L186 185V187L181 183V181H180ZM35 180H36V182H35ZM40 180H42V181H40ZM56 180H54V181L56 182V184L58 186L60 183L58 184L57 183L58 180L57 181ZM90 180H93V179L90 178ZM118 180H120V181H118ZM21 181H22V183H21ZM37 181L41 185L37 184L38 183ZM54 181L51 184H53ZM85 181H87V180H85ZM107 181H110V182L107 183ZM156 181H159V183L156 182ZM179 181H180V183H179ZM8 182H9V184H8ZM105 182H106V184H105ZM162 182H164V184ZM223 182H225V183H223ZM15 183H18V185L16 184L18 186V188H15L16 187L15 186ZM69 183H70L71 187L73 186L72 188L70 187V185H68ZM119 183H118V185H119ZM153 183H154V185H153ZM12 184H13V187L14 188L11 186ZM26 184H27L28 187L25 186ZM48 184H49V181H48ZM87 185L88 184H86V186ZM106 185H109V186H106ZM152 185L155 186V187H153ZM162 185L165 187L164 189H163V186ZM169 185L170 186L171 185H174L172 188H175L176 185H177V187L175 188V190L172 189L174 192L176 191L175 193H173L175 196L174 195L173 196L174 197H178V199H175L177 202L174 200V198H172L173 200L171 199V201H170V198L171 197L168 198L171 195V193L173 192L172 190H170L171 189L170 187H168V192L170 193V194L167 193L168 196H167V194L164 191H162V190H165L167 188V186H169ZM10 186H11V188H10ZM67 186H68V188H66ZM91 186H90V188H91ZM95 186H98V188L95 187ZM114 186H117V184L116 185L114 184ZM125 186H127V185H125ZM178 186L179 187L182 186L184 190L182 189V187L179 188ZM39 187H41V188H39ZM184 187L187 188V189L185 190ZM7 188H10V189L7 190ZM216 188H217V190H216ZM18 189L21 190V193H20V190H18ZM59 189H61V188H59ZM74 189H75V193H77L78 195H75L73 193L74 192L73 191ZM16 190H18V191H16ZM25 190L26 191L29 190L28 192L30 194L28 193L29 194L28 195L27 192H24ZM46 190H44V191H46ZM51 190H48V191H51L49 193L50 194L51 193H54V191H53L54 188H51ZM101 190L99 192H101ZM44 191H42V192L44 193ZM185 191H187L188 193L185 192ZM225 191L228 192V193H226ZM11 192H12V194H11ZM16 192H18V195L19 196L13 197L14 195H17ZM34 192H35V194H33ZM78 192H80V193H78ZM126 192L128 193V195H127ZM180 192L182 194H180ZM213 192L214 193H217V195H214ZM224 192L226 193V195H224L225 194ZM31 193L33 194V197H32V194ZM45 193H44V195H45ZM115 193H116V195H118V194H120V195H118V197H117L115 195ZM122 194H126L127 196L126 195L122 196ZM164 194H166V195H164ZM183 194H185V195H183ZM207 194H208V196H207ZM100 195H102V194H100ZM144 195H143V197H144ZM189 195H190V197H189ZM211 195H212V197H211ZM213 195L215 196L214 198H213ZM222 195H224V196H222ZM8 196L9 197L11 196L12 198L9 199ZM20 196H21V198H20ZM72 196H73L74 199L75 198L78 199L77 200L78 201L77 204L79 206L76 205V199L73 200ZM136 196H137V194H136ZM185 196H186L187 199L185 198ZM216 196H219V197H216ZM37 197L40 200L37 199ZM54 197L57 198L55 196V193H54ZM146 197H145V200L149 201L148 199H146ZM221 197H222V199H220ZM224 197L226 199H224ZM4 198L6 199V201H5ZM91 198H89V199H91ZM121 198H122V201H121ZM126 198L127 199L129 198L128 201H130V200L131 201L130 202L126 201V202H128V203H126L123 200V199L127 200ZM184 198H185V200H184ZM13 199H17V200L18 199H20V200L22 199V200L21 201L18 200L19 202H17V200H15L16 202H14ZM24 199H26V201H24ZM98 199L96 198V201H98ZM165 199H166V201H165ZM229 199H230V201H229ZM9 200H11L14 203H12L11 201L9 202ZM34 200H36V201H34ZM37 200H39V201H37ZM109 200L111 202L113 200L114 201L111 203ZM143 200L144 199H141V201H143ZM157 200H158V202H157ZM187 200H191V201L189 202ZM2 201H4V203L6 202L5 205H4V203ZM23 201H24V204H23ZM40 201H41V204L39 203ZM42 201H43V203H42ZM49 201H50V199H49ZM94 201H95V199H94ZM106 201H108L109 204ZM168 201H169V203H168ZM179 201H181V202H179ZM7 202L10 203L11 205L10 204H7ZM218 202H222V203L224 202V203L221 204V203H218ZM37 203H39V204H37ZM92 203H93V201H92ZM92 203H91V205L95 204V202L93 204ZM189 203H190V205H189ZM225 203L226 204L228 203V204L226 205ZM14 204H16V205L18 204V205L16 206ZM42 204H45L46 206L49 205V206H47V209L48 210L46 209L45 205H43V207H42ZM65 204L67 205L66 206L67 208L65 207ZM74 204L76 206H74ZM81 204H82V202H81ZM122 204H125V205H122ZM91 205H90V209H91ZM151 205H153L156 209L153 206H151ZM184 205L187 208H185ZM187 205L190 206L193 210L189 207L190 210H191V211H189ZM56 206L60 210V212L56 208ZM94 206L97 207V208H99V206H96V205H94ZM224 206H225L226 211L224 209ZM11 207L13 209H11ZM26 207H27V209H24ZM41 207H42V209H41ZM50 207H55L57 210L55 208H50ZM151 207L153 208L152 209V212H150V210H149V209H151ZM160 207H161V209H160ZM216 207H219V208L222 207V209L220 208V210H218L219 208H216ZM38 208H40V209H38ZM92 208L95 209L94 207H92ZM129 208L131 209V211L129 210ZM141 208H142V206H141ZM166 208H168V210ZM45 209H46V211H45ZM53 209H55L56 211L53 210ZM132 209H134V213H133ZM157 209H159V210L157 211ZM162 209H164L165 213H166V210H167L168 216H167V214H164V211ZM36 210H37V212L39 211L41 213H39V212L36 213ZM42 210H44V211H42ZM49 210H51L53 213L55 212L54 213L55 214V216H54L55 218H52L51 216H50L51 217L50 219L48 218L47 213H49ZM161 210H162V212H161ZM146 211H144V212H146ZM154 211H157V212H154ZM34 212L36 214H39V216L36 215ZM96 212H95V214H96ZM192 212L194 213V215H193ZM45 213H46V215H44ZM53 213H51V214L54 215ZM66 213H65V215H66ZM161 213H163V214H161ZM42 214L44 215V217H42L43 216ZM62 214L64 215V213H62ZM125 214H127L128 216L125 217L126 216ZM137 214H140V212H137ZM187 214L190 215V216H188ZM116 215H117V213H116ZM161 215L162 216L163 215H166V216L163 218ZM184 215H187V216H184ZM192 215H193V217H192ZM3 216H5V217H3ZM81 216H83L84 219ZM60 217H63V216L60 215ZM131 217L129 216L130 219H131ZM161 217L163 218V222H161L162 221V218ZM168 217L169 218H172V219H168ZM182 217L189 218L188 219L189 220V223L190 224L192 223L193 225L192 224L191 225L188 224L186 222L188 220L187 219L186 220H183L185 218H182ZM65 218L64 219H60L58 222L60 223L61 220H64L65 221ZM87 218H88V221H89L90 220L89 219V216ZM132 218H133L134 221L136 220V217H132ZM181 218L184 221V223H180L182 221ZM194 218H196V221H197V222L195 221L196 224H194V221H193ZM48 219H49V221H48ZM144 219H145V221H144ZM69 220L70 219H68V221L67 220L66 221L69 222ZM124 220H126L129 223L128 224L127 223H124ZM133 220H132V222H133ZM152 220H151V222H152ZM191 220L193 222H191ZM47 221L49 222V224H48ZM88 221H87V223L89 224L90 221L89 222ZM148 221H146V224L148 223ZM176 221H180L179 222L180 225L183 224L184 227L182 226L183 227L182 229H181V227L177 229V227H179V224L177 222V224H178V226H177V224L175 223ZM3 222L6 223V224L4 225ZM23 222L24 223L26 222V223L24 224ZM93 222H92V224H94ZM0 223H1V221H0ZM43 223L45 225L47 224V226H45ZM149 223H148V225L151 226V223L150 224ZM159 223L157 225L158 227H159ZM174 223H175V225H173ZM52 224H53V226H52ZM152 224H154V223L152 222ZM22 226H24V227H22ZM48 226H49V228L45 229ZM79 226L80 225H78L77 228H80ZM153 226L155 227V225H153ZM186 226H189V227H186ZM53 227H56V229L53 228ZM90 227H91V225H90ZM154 227L153 228L151 227L152 228V231H153L152 233H155L156 232V230H154ZM3 228H5V229H3ZM87 228L88 227H86V230H90V228H88V229ZM118 228H119V226H118ZM148 228L146 227V229H148ZM170 228L173 229V230H171ZM175 228H176V230H175ZM2 229L4 231H2ZM144 229H142L141 231H143ZM97 230H99V229H97ZM148 231H149V229H148ZM160 231L163 232V234H162L163 236L162 235L160 236V234H161ZM53 232H54V234H53ZM87 232H88V234H87ZM118 232H116V233H118ZM173 232H174V234H173ZM51 233H52V236H51ZM149 233H151V232H149ZM67 234H69V235H67ZM92 234L94 236H92ZM113 234H112V236H113ZM143 234H145V233H142V235ZM145 235H147V232H146ZM151 235H154V234H150V238L153 237ZM71 236H72V238H71ZM86 236H88V237L86 238ZM80 237H82V238L84 237V238L81 239ZM93 237L94 238L96 237L95 238L96 240ZM59 238L62 239V240H60ZM85 238L87 240H88V238H89V240L90 239L93 240V241L95 240L96 245L95 244L94 245H89V244H92V242H93V241L91 242V240L90 241H87L86 240V242H84L85 241ZM111 238H112V240H111ZM118 238H120L121 241ZM65 239H68V242ZM155 239H156V236H155ZM155 239H153V240H155ZM23 240H24V242H23ZM45 240H47V241H45ZM49 240H50V242H49ZM56 240H58V241L56 242ZM63 240H65V241H63ZM80 240L81 241L83 240L82 241L83 244L81 242L82 245H79L80 244ZM97 240H98V242L101 241V243H103V245L101 243L99 244L97 242ZM148 240H152V238L151 239L148 238ZM75 241H76V243H75ZM127 241H129V242H127ZM142 241L143 240H141L140 242H141V245L143 247L142 246H140V247H142L141 249H144V251H145L146 246L143 245ZM95 242H93V243H95ZM111 242H114V243L112 244ZM15 243L16 244L18 243V244L16 245ZM146 243H148V242H146ZM163 243H165V244H163ZM159 244H161V245L159 246ZM169 244L170 245L173 244L171 249L176 248L175 249L176 251H171V249L169 248L171 246ZM113 245L115 247L117 246L116 249L118 248V251L120 253V254L118 253V255H120V256L117 255L116 258L112 260L111 258L115 257V255L112 252L115 250V254H116V251H117L116 249H113V248H115ZM162 245L163 246H166V247H163ZM86 246H88V248ZM156 246L158 248L160 247V250L162 248H164V249H162L163 251H159V249H157ZM161 246H162V248H161ZM43 247H44V249H43ZM100 248H103V250H100ZM165 248H167V250H165ZM186 248H188V252H186V250H187ZM106 249L107 250H110L111 249L110 251H111V253L113 255V256H111V258L109 256L108 257L109 259L106 258V257H104V256H108L109 254L111 255V253H108L107 254L105 252ZM134 249H136V251H137V252L134 251V253H140V254H134L133 253V250ZM180 249H181V252L184 251V252H186V254H182L181 252H177V251H180ZM40 250H42V251H40ZM89 250H90V252H88ZM96 250H98V251H96ZM146 250H147V252H149L148 249H146ZM39 251H40V253H39ZM49 251L51 253H49ZM58 252H59V255H58ZM71 252L73 254H71ZM84 253H86V254H84ZM121 253L123 255L122 257H124V258H122L123 260L121 259ZM39 255H40V257H39ZM51 255L53 257H51ZM140 255H142L143 257H140ZM10 256H11V258L13 257L12 258L13 260H11ZM151 256H152V254H151ZM14 257H17V258H14ZM139 257H140V260H139ZM8 258H10V259H8ZM117 258H120L119 260H121V263H118L120 261H117ZM145 258H148V259H145ZM38 259H40V260H38ZM30 260L32 262H30ZM22 261H23V263H22ZM122 261H124V262H122ZM25 262H27V263H25ZM111 262H110V264H111ZM125 262H127V263H125ZM138 263H136V264H138Z\"/></svg>",
	"mask_w": 264,
	"mask_h": 264
},
{
	"label": "bare ground",
	"instance_id": "obj_2",
	"mask_svg": "<svg viewBox=\"0 0 264 264\" xmlns=\"http://www.w3.org/2000/svg\"><path fill=\"white\" fill-rule=\"evenodd\" d=\"M77 1H78V0H77ZM242 1H244V0H242ZM68 2H69V1H68ZM71 2H72V0H71ZM64 3H65V2H64ZM69 3H70V2H69ZM72 3H75V1H73ZM72 3H71V4H72ZM243 3H245V2H243ZM75 4H76V3H75ZM75 4H74V5H75ZM240 4H241V3H240ZM66 5H68V3H66ZM69 6H70V5H69ZM69 6H68V7H69ZM71 6H73V5H71ZM250 6H251V5H250ZM241 7H242V6H241ZM249 8H250V7H249ZM246 10H247V9H246ZM252 11H253V10H252ZM263 11H264V10H263ZM244 12H245V11H244ZM244 12H243V13H244ZM246 12H247V11H246ZM261 12H262V10H261ZM239 13H240V12H239ZM239 13H238V14H239ZM250 13H251V12H250ZM70 14H71V16L73 17L72 13H70ZM70 14H69L68 17H70ZM75 14H76V13H75ZM77 14H78V13H77ZM79 14H80V13H79ZM234 14H235V13H234ZM236 14H237V13H236ZM240 14H241V13H240ZM245 14H246V13H245ZM243 15H244V14H243ZM247 15H248V13H247ZM78 16H81V18H79V19H80V23H81V20L86 21V20H85L86 18H85L84 15H83V16H84V19H82V18H83L82 14H81V15H78ZM78 16H77V15H76V16L74 15V17H76L77 19H78ZM236 16H238V17H236V18H239V15H236ZM241 16H242V15H241ZM72 17H71V18H72ZM74 17H73L72 20H75L76 22L74 21V23H77L78 21H77L76 18L74 19ZM224 17H225V16H224ZM227 17H228V16H227ZM244 17H245V16H244ZM233 18H234V17H233ZM240 18H241V17H240ZM248 18H249V17H248ZM79 19H78V20H79ZM228 19H229V18H228ZM88 20H89V19H87L86 24L90 25L89 22H88ZM240 20H241V19H240ZM249 20H250V19H249ZM222 21H223V20H222ZM262 21H263V19H262ZM226 22H227V21H226ZM258 22H259V21H258ZM69 23H70V22H69ZM74 23H73V24L71 23V25L69 24L68 27L71 28V26L73 25L72 28H77V26L79 25L78 27L80 28V23H79V22L77 23L78 25L75 24V26H74ZM93 23H95V22L93 21ZM96 23H97V22H96ZM228 23H229V22H228ZM232 23H233V25H232ZM82 24H85V23L82 22ZM97 24L99 25V22H98ZM234 24H235L234 22H230V26H234ZM237 24H238V23H237ZM256 24H257V23H256ZM91 25H92V24H91ZM93 25H94V24H93ZM93 25H92V26H93ZM98 25L96 26V24H95L94 27L96 26V28H97ZM82 26H83V25H82ZM92 26H88V28H90V27H92ZM228 26H229V25H228ZM238 26H239V25H238ZM259 26H261V24H260ZM94 27H93L92 30L90 29L91 32H90V31H86V32H85L86 37H87V34H88L89 39H91L90 37H93L91 34H92L93 31H94ZM240 27H241V26H240ZM252 27H253V26H252ZM261 27H262V26H261ZM50 28H51V27H50ZM52 28H53V27H52ZM55 28H56V27H54V29H55ZM72 28H71V29H72ZM81 28H82V27H81ZM81 28H80L79 30H81ZM86 28H87V26H86ZM154 28H155V27H154ZM228 28H229V27H228ZM233 28L235 29V27H233ZM238 28H239V27H238ZM238 28H237V29H238ZM83 29H84V28H83ZM83 29H82V31H85V30H83ZM148 29H149V28H148ZM258 29H260V27H259ZM2 30L5 31V28H2ZM49 30H50V29H49ZM49 30H47L48 33L45 32L46 34L43 33V35H44V34H45V35H48V34H49L48 36L52 38L51 40H50V38H48V37H46V36H45V37H44V36H41L43 39H36V42H37V40H39V41L42 40V41L45 42V41H47V40H44V38H46V39H48V41L50 40L48 43H49V45L51 46V45H54L53 40L57 38L56 36H58V34H59L60 31H61V35H60L61 37H59V39L61 38V40H62L63 38H66V37H63V36H66L67 33L70 31V29H69V31H67V32L65 33L63 30L58 31V29H57V30H53V29H51V30H53L54 32H55V31H56V32L58 31V34H55L56 32L54 33L53 31H52V32L50 31L52 34H54V35L50 36L51 34L49 33ZM79 30H78V28H77V29L73 30L72 33H73L74 35H76V34L78 33L77 35L79 36L80 34L83 33L82 31H80V32H81V33H80ZM86 30H88V29H86ZM152 30H153V29H152ZM227 30L230 31V29H227ZM231 30H232V29H231ZM240 30H241V29H240ZM260 30H261V29H260ZM65 31H66V30H65ZM229 31H227L228 34H229ZM250 31H252V30H250ZM62 32H63V36H62ZM70 32H71V31H70ZM70 32H69V33H70ZM75 32H76V34H75ZM88 32H90V35H91V36L89 35ZM146 32H147V31H146ZM224 32H225V31H224ZM230 32H231V31H230ZM258 32H259V31H258ZM6 33H7V32H5V36H6ZM64 33H65V34H64ZM69 33H68V34H69ZM72 33L69 34V36H71V35L73 36ZM79 33H80V34H79ZM143 33H144V32H143ZM148 33H149V32H148ZM152 33H153V32H152ZM232 33H236V31L231 32V34H232ZM242 33H243V32H242ZM2 34H3V33H2ZM85 34H82V35H84V41L87 42L88 37H87V40H86V39H85V38H86V37H85ZM231 34H229L228 36H230ZM252 34H253V33H252ZM9 35H10V34H9ZM41 35H42V34H41ZM77 35L75 36V38H78V39H79V37H77ZM82 35L80 36V38L82 37ZM93 35H94V34H93ZM149 35H150V34H149ZM169 35H171V34H169ZM222 35H223V34H222ZM242 35H243V34H242ZM242 35H241V36H242ZM53 36H55V38H54ZM72 36H71V39H69V40H67V41H70V40L72 41V38H73ZM226 36H227V35H226ZM228 36H227V37H228ZM231 36H233V34H232ZM237 36H238V35H237ZM250 36H251V35H250ZM254 36H255V35H254ZM254 36H253V37H254ZM8 37H9V36H8ZM8 37H6V38H8ZM94 37H95V36H94ZM164 37H165V36H164ZM167 37H168V35H166V38H167ZM171 37H172V36H171ZM182 37H183V39H184V35H183ZM235 37H236V36H234L233 38H235ZM244 37H246V36H244ZM1 38H2V37H1ZM9 38H10V37H9ZM12 38H13V37H12ZM53 38H54V39H53ZM162 38H163V37H162ZM169 38H170V37H169ZM236 38H237V37H236ZM57 39H58V38H57ZM57 39L54 40V42H56V41L59 40V39H58V40H57ZM67 39H68V35H67ZM92 39H93V38H92ZM92 39H91L90 41H95V43L97 42V41L95 40V38H94L93 40H92ZM96 39H97V38H96ZM220 39H221V38H220ZM248 39H250V38H248ZM262 39H263V37H262ZM3 40H4V39H3ZM8 40H9V39H8ZM76 40H77V39H76ZM151 40H152V37H151ZM226 40H227V39H226ZM229 40H231V38H229ZM236 40H238V39H236ZM236 40H235V43H236ZM244 40H245V39H244ZM39 41H38L37 43H39ZM42 41H40V42H41V45L43 46L44 44H42V43H43ZM59 41H60V40H59ZM64 41H65V39H64ZM73 41L75 42L74 39H73ZM80 41H81V39H79V42H80ZM82 41H83V40H82ZM82 41H81L80 43L76 44V45H78V48H79V44L81 45V43H83ZM88 41H89V40H88ZM217 41H221V40L217 39ZM1 42H2V41H1ZM36 42H34V43H36ZM51 42H52L53 44H52ZM74 42H72V43L75 44L76 42H75V43H74ZM85 42H84V43H85ZM99 42H102V41H99ZM99 42H97L96 44H98ZM223 42H224V41H223ZM228 42L230 43V41H228ZM228 42H227V43H228ZM240 42H241V41H240ZM244 42H245V41H244ZM249 42H250V41H249ZM249 42H248V44H249ZM257 42H258V41H256L255 43H257ZM260 42H261V41H260ZM3 43H4V42H3ZM46 43H47V42H46ZM56 43H57V42H56ZM65 43H67V42H65ZM65 43H64V45H65ZM89 43H91V42H89ZM89 43H88V45H89V47H90L91 45H90ZM95 43L92 42V44H94V45H95ZM219 43H220V42H219ZM233 43H234V42H233ZM246 43H247V42H246ZM246 43H245V45H246ZM263 43H264V42H263ZM6 44H7V43H6ZM61 44H62V42H59L57 45H60V47H61ZM67 44H68V43H67ZM67 44H66V45H67ZM69 44H71V42H70ZM69 44H68V45H69ZM86 44H87V43H86ZM100 44H101V43H100ZM104 44H107V43H103V45H104ZM144 44H145V43H144ZM197 44H198V43H197ZM221 44H222V41H221ZM221 44H220V45H221ZM242 44H243V43H241V45H242ZM251 44H252V43H251ZM253 44H254V43H253ZM37 45H38V46H37ZM41 45H40V44H35V45L32 44V46H31V49H32V50H33V47L37 46L36 49H34L35 51H32V52H36V50L38 49V51H39V53H40V51L42 50V48H39V47H41ZM47 45H48V44H47ZM47 45H45V46L47 47ZM49 45H48L47 48H49ZM57 45H56V46L54 45V46L56 47V49H55L54 46H53V48L55 49V51H54L55 53H56V51H58L57 48L59 49V46L57 47ZM62 45H63V44H62ZM68 45H67V46H68ZM76 45H74V46H73V45H69V47L71 46V48H72V46H73V47L75 48V50H76V49H77V48H76V47H77ZM103 45H101V46L103 47ZM225 45H226V44H225ZM227 45H229V44H227ZM227 45H226V46H227ZM257 45H258V43H257ZM3 46H4V45H3ZM26 46H27V45H26ZM45 46H44V47H45ZM75 46H76V47H75ZM92 46H93V45H92ZM97 46H98V45H96V47H97ZM105 46H106V47H105V49H106V48H107V45H105ZM139 46H141V45L139 44ZM146 46H147V45H146ZM146 46H145V47H146ZM193 46H194V45H193ZM197 46H198V45H197ZM247 46H248V45H247ZM258 46H259V45H258ZM20 47H21V46H19V48H20ZM46 47H45V49L43 48L44 51L46 50ZM51 47H52V46H51ZM51 47H50V48H51ZM64 47H65V46H64ZM69 47H68V48H69ZM96 47H95V48H96ZM102 47H100V48L102 49V51H104L105 49H104V47H103V48H102ZM194 47H196V45H195ZM205 47H207V46L205 45ZM205 47H204V48H205ZM239 47H240V46H239ZM242 47H243V46H242ZM249 47H250V46H249ZM261 47H262V46H261ZM7 48H8V47H7ZM21 48H22V47H21ZM21 48H20V49H21ZM28 48H29V49H28ZM61 48H63V47H61ZM74 48H72V50H74ZM80 48H81V47H80ZM91 48L93 49V47H91ZM91 48H90V49H91ZM100 48H99V47H98V49L96 48L97 51H98ZM140 48H141V47H140ZM200 48H201V46H200ZM209 48H210V47H209ZM209 48H208V49H209ZM213 48H214V47H213ZM216 48H217V47H216ZM233 48H234V47H233ZM31 49H30V46H28L27 49H25V50H26V53L28 54L29 50H30V52H31ZM39 49H41V50H39ZM146 49H147V48H146ZM196 49H197V51L199 50L198 48H196ZM214 49H215V48H214ZM214 49H213V50H214ZM220 49H221V48H220ZM240 49L242 50V48H240ZM250 49H251V47H250ZM263 49H264V48H263ZM4 50H5V49H4ZM21 50H22V49H21ZM21 50H20V51H21ZM27 50H28V52H27ZM43 50H42V52H44ZM49 50H50V49H49ZM49 50H48V51H49ZM51 50H52V49H51ZM63 50H64V49H63ZM68 50H69V49H68ZM68 50H66V51L64 50V51L67 52V53H69V54H70L69 57H71V56H72L71 54H74L75 51L73 52V51L71 50L72 52L70 53V51L68 52ZM81 50H83V49H81ZM81 50H80V51H81ZM93 50H94V49H93ZM147 50H148V49H147ZM159 50L161 51V49H159ZM162 50H163V49H162ZM216 50H217V49H216ZM230 50H231V49H230ZM245 50H246V49H245ZM255 50H256V49H255ZM257 50H258V49H257ZM6 51H8V50H6ZM6 51H5V52H6ZM20 51H18V52H20ZM38 51H37V53H38ZM64 51H63V52H64ZM77 51H78V50H77ZM88 51H89V50H88ZM88 51L86 50V52H87L86 54L89 53ZM95 51H96V50H95ZM163 51H164V50H163ZM163 51H162V52H163ZM195 51H196V50H195ZM200 51H201V50H200ZM200 51H198V52H200ZM206 51H207V50H206ZM209 51H210V50H209ZM211 51H212V50H211ZM214 51H215V50H214ZM0 52H1V51H0ZM18 52H17V53H18ZM22 52H23V50H22ZM24 52H25V51H24ZM54 52H52L53 55H54ZM61 52H62V51H61ZM65 52H64V53H65ZM84 52H85V51H84ZM90 52H91V54H92V51H91V50H90ZM93 52H94V51H93ZM162 52H159V51L157 52V54H158V53L161 54V56H158V58H161V57H162V55H163ZM202 52H203V51H202ZM202 52H200V53H202ZM204 52H205V51H204ZM204 52H203V53H204ZM217 52H218V51H217ZM232 52H233V51H232ZM232 52H231V53H232ZM252 52H253V51H252ZM259 52H260V51H259ZM9 53H10V52H9ZM17 53H16V55H17ZM46 53H47V52H46ZM46 53L42 54V56H43V55L46 56ZM48 53H49V52H48ZM67 53H66V55H67ZM75 53H76V52H75ZM78 53H79V52H78ZM78 53H77V55H78ZM81 53H82V56L85 54V53H83V52H81ZM145 53H146V52H145ZM213 53H214V52H213ZM218 53H220V52H218ZM1 54H2V53H1ZM3 54H4V53H3ZM11 54H12V53H11ZM21 54H22V53H21ZM24 54H25V53H24ZM27 54H25V57L27 56ZM57 54H58V53H56V55H57ZM69 54H68V55H69ZM79 54H80V53H79ZM91 54L89 53L90 57H91ZM105 54L107 55V53H105ZM147 54H149V53L147 52L146 55H147ZM216 54H217V53H216ZM242 54H243V52H242ZM257 54H258V53H257ZM18 55H19V53H18ZM22 55H23V54H22ZM50 55H51V53H50ZM63 55H64V54H63ZM68 55H67V58H68ZM89 55L86 56V57H89ZM146 55H145V57H146ZM155 55H156V54H155ZM203 55H204V54H203ZM221 55L223 56V54H222V50H221ZM221 55H220V56H221ZM224 55H225V54H224ZM232 55H233V54H232ZM244 55H245V54H244ZM244 55H243V57H244ZM250 55H251V54H250ZM260 55H261V54H260ZM13 56H14V55H13ZM28 56H31V55H28ZM37 56H39V55H37ZM73 56H76V55H73ZM82 56H81V57H82ZM164 56H165V54H164ZM164 56L162 57L163 59L165 58ZM199 56H200V54H199ZM248 56H249V55H248ZM251 56H252V55H251ZM251 56H250V59L252 60ZM258 56H259V55H258ZM7 57H8V56H7ZM21 57H22V56L20 55V58H21ZM35 57H36V56H35ZM51 57H52V56H51ZM57 57H58V56H57ZM90 57H89V60H91ZM92 57H93V55H92ZM172 57L176 58L175 56H172ZM206 57H207V56H206ZM215 57H216V56H215ZM217 57H219V56H217ZM239 57H240V56H239ZM246 57H247V56H246ZM246 57H245V58H246ZM8 58H9V57H8ZM8 58H7V59H8ZM10 58H11V57H10ZM23 58H24V56H23ZM77 58H78V57H77ZM77 58H76V59H77ZM79 58H80V55H79ZM79 58H78V59H79ZM82 58H84V57H82ZM95 58H98V57L95 55ZM106 58H108V57H105V59H106ZM162 58H161V59H162ZM166 58H167V56H166ZM208 58H210V56H209ZM211 58H212V57H211ZM227 58H228V57H227ZM241 58H242V57H241ZM257 58H258V57H257ZM7 59H6V60H7ZM16 59H17V58H16ZM16 59H15V60L13 59V60L16 61ZM63 59H65V55H64V58H63ZM78 59H77V60H78ZM167 59L170 60V59H172V58L169 57V58H167ZM193 59H195V58H193ZM198 59H199V58H198ZM198 59L196 58V60H198ZM201 59L204 60L205 57H204V58L201 57ZM206 59H207V58H206ZM223 59H225V58H223ZM250 59L248 60V62L250 61ZM21 60H22V59H21ZM68 60H69V59H68ZM77 60H71V63H72V61H74L75 63L79 62V61H77ZM85 60H88V58H84V60H82V63H81V61H80L78 64L80 65V63H81V65H83V63H85V62H84ZM89 60L86 61V62L88 63ZM95 60H96V59H94V61H95ZM109 60H110V59H109ZM157 60H159V59H157ZM175 60H176V59H175ZM203 60H202V61H203ZM208 60H209V59H208ZM213 60H214V59H213ZM220 60H222V59L220 58ZM232 60H233V59H232ZM236 60H237V59H236ZM240 60H241V59H240ZM242 60H243V59H242ZM245 60H246V59H244V61H245ZM256 60H257V59H256ZM9 61H10V60H9ZM165 61H166V60H165ZM173 61H174L173 59H172V61L170 60V62H173ZM190 61H193L194 63H193V62H191V63H193V64L195 65V60H190ZM200 61H201V60H200ZM209 61H210V60H209ZM209 61H208V63H209ZM211 61H212V60H211ZM211 61H210V62H211ZM218 61H219V60H218ZM222 61H223V60H222ZM234 61H235V59H234ZM238 61H239V60H238ZM244 61H243L242 63H245ZM16 62H17V61H16ZM64 62H65V61H64ZM66 62H67V60H66ZM69 62H70V61H69ZM125 62L127 63L128 61H125ZM213 62H214V61H212V63H213ZM216 62H217V61H216ZM227 62H228V61H227ZM235 62H236V61H235ZM235 62H234V63H235ZM240 62H241V61H240ZM71 63H70V64H71ZM87 63H86V64H87ZM90 63L93 64L94 62L90 61ZM168 63H169V62H168ZM168 63L163 64V61L161 62V60H160V64H162L163 67H164L165 65H168V68H164V69H163V68L161 67V68H162L161 70H163L162 73H164V75H165V72L167 73V72H168L167 69H169V73H168V76H169V74H170V67H169L170 65H169V64H170V63H169V64H168ZM191 63L189 62V64H190V68L187 67L188 65L185 66V67L188 68V70L190 69L189 71H192V69H194V67H195V66H194L193 64H191ZM196 63H197V66H198V63L200 64L199 61H198V62L196 61ZM203 63H205V62L203 61L201 64H203ZM208 63H207V64H208ZM212 63H211V64H212ZM218 63H220V61H219ZM225 63H226V62H225ZM231 63H232V61H231ZM236 63H237V62H236ZM246 63H247V62H246ZM250 63H251V61H250ZM263 63H264V62H263ZM92 64H90V65L88 64V65L90 66L89 70H88L87 68L82 67V66L80 65L81 70L84 68V69L88 70V71H87V73H88V72L90 71V69H91V65H92ZM127 64H128V65H127ZM127 64H126V66L128 67V66H129V63H127ZM160 64H159V66H161ZM214 64H215V63H214ZM254 64H255V62H254ZM258 64H259V63H258ZM258 64H256V65H258ZM84 65H85V64H84ZM171 65H173V63H171ZM191 65H193V66H191ZM209 65H210V63H209ZM223 65H224V64H222V65H220V66L222 67ZM228 65H229V64H228ZM241 65H243V64H241ZM260 65L262 66V64H260ZM73 66H76V64H75V65L73 64ZM73 66H72V67H73ZM152 66H153V63H152ZM177 66H178V65L176 64V67H177ZM239 66H240V65H239ZM249 66H250V65H248V67H249ZM251 66H252V64H251ZM80 67H77V66H76V68H80ZM92 67H93V66H92ZM149 67H150V66H149ZM173 67H174V69H173ZM173 67H171V68H172V70L175 72V71H176V67H175V65H173ZM217 67H218V66H217ZM227 67H228V66H227ZM253 67H256V66H253ZM253 67H252V71H253V69H254ZM73 68H75V67H73ZM76 68H75V70H76ZM177 68H178V67H177ZM232 68H233V67H232ZM232 68H231V70H232ZM235 68H236V67H235ZM244 68H245V66H244ZM257 68H258V66H257ZM261 68H262V67H261ZM165 69H166V71L164 72ZM212 69H213V68H212ZM216 69L218 70V68H216ZM219 69H220V67H219ZM225 69H226V68H225ZM236 69H237V68H236ZM242 69H243V67H242ZM248 69H251V67L248 68ZM255 69H256V68H255ZM79 70H80V69H79ZM86 70H84V71L86 72ZM96 70H97V68H96ZM98 70H99V69H98ZM178 70H179V68L177 69V75H175L176 73H175V74L173 73L174 76H175V78H176V77L178 78V76H179V74H180V71H182V70H180V71H178ZM184 70H185V69H183L182 73H183V72L187 73V69H186L185 71H184ZM223 70H224V69H223ZM84 71H83V72H84ZM193 71H194V70H193ZM246 71H247V75H248V74H249V73H248V70H246ZM249 71H251V70H249ZM257 71H258V70H257ZM1 72H2V71H1ZM1 72H0V73H1ZM78 72L80 73V71H78ZM171 72H172V71H171ZM178 72H179V73H178ZM231 72H232V71H231ZM240 72H242V71H240ZM92 73H93V71H92ZM92 73H91V74H92ZM95 73H97V72L95 71ZM194 73H196V72L194 71ZM220 73H221V70H220ZM220 73H219V75H220ZM229 73H230V72H229ZM61 74H63V73H61ZM66 74H68V73H66ZM88 74H89V73H88ZM173 74L171 73L170 76H169V79H171L172 81H173L172 78H173L174 76H171V75H173ZM214 74H215V73H214ZM225 74H227V73H225ZM259 74H261V73L259 72ZM93 75H94V73H93ZM93 75H92L91 77H93ZM180 75L182 76V74H180ZM187 75H188V74H187ZM187 75H186V77H187ZM196 75H197V77H198V73H197ZM222 75H223V74H222ZM222 75H221V77H222ZM247 75H245V77H246ZM62 76H63V77H61L60 79L64 78V75H62ZM166 76H167V75H166ZM181 76H180V78H181ZM184 76H185V74H184ZM188 76H190V78H191V73H190V75H188ZM192 76H194V75H192ZM214 76H216V75H214ZM262 76H263V75H262ZM262 76H261V77H262ZM68 77H69V76H68ZM68 77H67V78H68ZM145 77H147V76L145 75ZM145 77H142V78H143V79H146ZM171 77H172V78H171ZM186 77H185V78L182 77V78L186 79ZM249 77H250V76H249ZM249 77H248V78H249ZM65 78H66V75H65ZM87 78H88V76H87ZM87 78H86V79H87ZM135 78H136V77H135ZM142 78H140V79L143 80ZM175 78H174V80H175ZM210 78H211V77H210ZM210 78H209V79H210ZM89 79L91 80V78H89ZM106 79H107V78H106ZM106 79H105V81H108V80L110 79L111 82H112V80H113V78H111V77H110V78L108 77V80H106ZM184 79H182V80L184 81ZM192 79H193V78H192ZM195 79H196V78H195ZM198 79H199V78H198ZM209 79H208V80H209ZM221 79H222V78H221ZM243 79H244V78H243ZM67 80H69V79H67ZM87 80H88V79H87ZM90 80H88V82H89ZM97 80H98V79H97ZM120 80H121V81H118V80H117V84H120V83L122 82V79H120ZM171 80H169L170 84H171ZM176 80H177V79H176ZM188 80L192 81V80L189 79V78H188ZM193 80H194V79H193ZM203 80H204V79H203ZM218 80H219V79H218ZM238 80H241V77H240V79L238 78ZM246 80H247V79H246ZM246 80H243V81H246ZM259 80H260V79H259ZM259 80H258V82H256L258 85H259ZM114 81H115V80H114ZM129 81H130L129 83L132 85L133 82H131V79H130ZM146 81H147V79H146ZM178 81H179V79H178ZM178 81H176V83H177ZM180 81H181V80H180ZM183 81H182V82H183ZM205 81H206V80H205ZM233 81H234V80H233ZM241 81H242V80H241ZM251 81H252V79H251ZM251 81H250V82H251ZM85 82H86V81H85ZM93 82H95V81H93ZM93 82H91V83L93 84ZM118 82H119V83H118ZM169 82H168V84H169ZM187 82H188V83H187ZM187 82L185 81L184 83L189 85V84H190L189 81H187ZM194 82H195V81H194ZM200 82H201V81H200ZM203 82H204V81H203ZM203 82H202V83H203ZM207 82H209V81H207ZM213 82H214V81H213ZM239 82H240V81H239ZM246 82L248 83V81H246ZM246 82H245V83H246ZM252 82H253V81H252ZM13 83H14V81H13ZM83 83H84V81H83ZM89 83H90V82H89ZM89 83H88V84H89ZM95 83H96V82H95ZM123 83H124V82H122L121 84L123 85ZM176 83L173 82V83L171 84V88H173L172 85H173V84H176ZM184 83H183V84H182V83H181V84L179 83L178 86H179V85H184ZM192 83H193V82H192ZM216 83L218 84V82H216ZM234 83H235V82H234ZM236 83H237V82H236ZM245 83H242V84H244V85H242V84H241V85H242V86H245ZM261 83H262V82H261ZM103 84H104V83H103ZM106 84H107V83H106ZM109 84H110V86H111V85H114V86H115V83H114V82H112V84H111V83H109ZM109 84H108V85H109ZM170 84H169V85H170ZM205 84H206V83H205ZM207 84H208V83H207ZM0 85H1V84H0ZM85 85H87V83H85ZM97 85H98V84H97ZM122 85H121V86H122ZM131 85H130V86H131ZM194 85H195V84H193V86H194ZM202 85L204 86V83H203ZM210 85H211V84H210ZM210 85H209V86L206 85V86L210 88ZM253 85H254V84H253ZM255 85H256V84H255ZM262 85H263V84H262ZM1 86H3V84H2ZM6 86H7V85H6ZM87 86H88V85H87ZM90 86H91V85H90ZM90 86H89V87H90ZM93 86H94V85H93ZM93 86H92V87H93ZM105 86H106V89H107L108 86H107V85H104V87H105ZM114 86H112V87H114ZM123 86H124V85H123ZM125 86H126V85H125ZM133 86H134V85H132L131 88H132ZM173 86H174V88L177 87V85H176V86L173 85ZM185 86H186V85H185ZM198 86H201V85L197 84V90H198V88L200 89L201 87H203V86H201V87H198ZM219 86H220V85H219ZM225 86H226V85H225ZM260 86H261V85H260ZM260 86H259V87H260ZM10 87H11V86H10ZM72 87H73V85H72V82H71V86H70V88H72ZM83 87H85V86H83ZM89 87H87V88H89ZM95 87H96V86H95ZM118 87H119V86H118ZM182 87H184V86H181V87L179 86L178 88H182ZM213 87H214V85H213ZM250 87H251V86H249V88H250ZM256 87H257V86H256ZM7 88H8V86H7ZM7 88H5V91H6ZM70 88H69V89H70ZM85 88H86V87H85ZM120 88H121V87H119L118 89H120ZM128 88H129V87H128ZM133 88H134V87H133ZM169 88H170V87H169ZM174 88H173V90H175ZM186 88H187V86H186L184 89L186 90ZM188 88H189V87H188ZM194 88H195V86H194ZM240 88H241V87H240ZM247 88H248V87H247ZM247 88H246V89H247ZM252 88H253V87H252ZM254 88H255V87H254ZM47 89H48V91H47ZM47 89H45L46 92H45V90H44V92H45V94H48V95L43 94V90L40 89V91L42 90L41 95H42V96L45 95V97L48 96L47 98H49V100H50V97H51V96H50V93H49V92H50L51 90H49V89H51V88L48 87ZM66 89H67V88H66ZM72 89H73V88H72ZM110 89H111V88H110ZM112 89H113V91H114V88H112ZM190 89H191V88H190ZM190 89H188V90L190 91ZM229 89H230V88H229ZM231 89H232V88H231ZM231 89H230V90H231ZM241 89H242V88H241ZM243 89H245V88L243 87ZM246 89L244 90V92L246 91ZM256 89H259V88H256ZM261 89H263V88H261ZM8 90H9V89H8ZM67 90H68V89H67ZM108 90H109V87H108ZM130 90H131V89H130ZM176 90H177V88H176ZM176 90H175V91H176ZM232 90H233V89H232ZM239 90H240V89H239ZM251 90H252V89H250V91H251ZM253 90H255V89H253ZM263 90H264V89H263ZM69 91H70V90H69ZM69 91H68V92H69ZM132 91H133V90H132ZM179 91H180V89H179ZM191 91H192V90H191ZM191 91H190V92H191ZM201 91H204V90H201V89H200L199 92H201ZM236 91H237V90H236ZM236 91H235V92H236ZM255 91H256V90H255ZM255 91H254V92H255ZM259 91H261V90H259ZM7 92H8V91H7ZM7 92H4V95H5V93L9 95V93H7ZM10 92H11V91H10ZM51 92H53V91H51ZM115 92H116V91H115ZM134 92H135V91H134ZM172 92H173V91H171V94H172ZM177 92H178V91H176V92L174 93L175 96H176ZM181 92H182V89H181ZM199 92L196 91V94L199 93ZM207 92H209L208 89H207ZM227 92H228V91H227ZM232 92H233V91H232ZM248 92H249V91H248ZM251 92H252V91H251ZM254 92H253V93H254ZM54 93H55V91L53 92V94H54ZM61 93H62V92H60V96H62ZM70 93H71V92H70ZM109 93H110V91H109ZM118 93H119V91H118ZM182 93H183V92H182ZM184 93H185V91H184ZM187 93H188V92H187ZM187 93H186V95H187ZM193 93H194V92H193ZM201 93H202V92H201ZM210 93H211V92H210ZM229 93H230V92H229ZM256 93H257V92H256ZM261 93H262V92H261ZM53 94H52V95H53ZM55 94H56V93H55ZM58 94H59V93H58ZM58 94H56L55 96H57ZM178 94H179V93H178ZM178 94H177V95H178ZM180 94H181V93H180ZM188 94H189V93H188ZM191 94H192V93H191ZM194 94H195V93H194ZM199 94H200V93H199ZM236 94H237V93H236ZM259 94H260V92H259ZM0 95H1V94H0ZM8 95H6L5 97L7 98ZM15 95H16V94H15ZM67 95H69V93H67ZM112 95H113V92L111 93L110 96H112ZM114 95H115V94H114ZM231 95H232V93H231ZM253 95H254V94H253ZM253 95H251V97H252ZM10 96H11V98H13V100H14V97H13L14 95H10ZM49 96H50V97H49ZM55 96L53 95V97H55ZM169 96H170V94H169ZM180 96H181V95H180ZM184 96H185V94H184ZM194 96H195V95H194ZM241 96H242V95H241ZM255 96H256V95H255ZM1 97H2V95H1ZM5 97H4V98H5ZM45 97H44L45 102H47L48 99H47V101H46V98H45ZM53 97L51 98V101H54V102H52V104H55V106H56L57 103H58L57 105H60L59 103H61L62 101H59V100H62V98H63V100H64V97H66V96H65V93H64L63 96L59 98V100L57 99V98H58V96H57V97H56V102L58 101L57 103H55V100H54ZM171 97H172V95L169 97V99H170ZM186 97H187V96H186ZM67 98H68V97H67ZM76 98H77V94H76ZM78 98H79V97H78ZM128 98H129V96H128ZM183 98H185V97H183ZM183 98H182V100H184ZM244 98H245V96H244ZM256 98H257V97H256ZM15 99H17L16 96H15ZM122 99H123V101L126 100L125 98H122ZM122 99H121V100H122ZM172 99H173V98H172ZM178 99H179V98H178ZM185 99H186V98H185ZM254 99H255V98H254ZM257 99L259 100V98H257ZM9 100H10V99H9ZM13 100H12V101H13ZM66 100H67V99L65 98V101H64V102H66ZM127 100H128V99H127ZM139 100H141V101L143 102V105L145 104V103H144V102L146 101L145 99H144V100L139 99ZM170 100H171V99H170ZM251 100H253V98H251ZM258 100H256V101H258ZM1 101H2V99H1ZM1 101H0V102H1ZM7 101H8V100H7ZM51 101L47 102V103H46V106H47L48 103H51ZM118 101L120 102V99H119ZM123 101H122V102H123ZM141 101H139L138 103H140ZM172 101H174V100H172ZM243 101H244V99H243ZM245 101H246V100H245ZM259 101H260V100H259ZM4 102H5V101H3V103H4ZM13 102H14V101H13ZM42 102H43V101H42ZM126 102H127V101H126ZM142 102H141V103H142ZM183 102H185V101H183ZM246 102H247V101H246ZM261 102H262V101H261ZM10 103H11V101H10ZM43 103H44V102H43ZM127 103H128V102H127ZM131 103H132V102H131ZM134 103H135V102H134ZM138 103H135L134 106H137ZM141 103H140V105H141ZM163 103H164V102H163ZM175 103H176V102H175ZM180 103H181V102H180ZM61 104H62V103H61ZM121 104H123V103H121ZM121 104H120V105H121ZM124 104H126L125 101H124ZM124 104H123V105H124ZM136 104H137V105H136ZM245 104H246V103H245ZM256 104H258V102H257ZM1 105H2V104H1ZM65 105H66V104H65ZM115 105H117V104H114V106H115ZM118 105H119V103H118ZM140 105H139V106H140ZM159 105H160V104H159ZM162 105H163V104H161V106H162ZM46 106H45V107H46ZM52 106H54V105H51V107H52ZM145 106H146V105H145ZM145 106H142V105H141V107H145ZM163 106H164V105H163ZM163 106H162V107H163ZM176 106H177V105H176ZM176 106H175V107H176ZM252 106H253V103H252ZM51 107H50V108H51ZM56 107L58 108V106H56ZM109 107H110V106H109ZM111 107H112V106H111ZM115 107H116V106H115ZM115 107H114V108H115ZM117 107H118V106H117ZM117 107H116V108H117ZM137 107H138V106H137ZM178 107H179V106H178ZM178 107H177V108H178ZM184 107H185V106H184ZM42 108H43V107H42ZM54 108H55V107H53L52 109L55 110ZM114 108H110V109H111L110 111H109L108 109H105V110H108L110 113L112 112V113H111V115H112V114L115 112V110L112 111V109H114ZM154 108H155V107H154ZM177 108H176V109H177ZM180 108H181V110H182V107H180ZM249 108L251 109V107H249ZM263 108H264V107H263ZM46 109H47V108H46ZM138 109L140 110V107H139ZM141 109L143 110V108H141ZM158 109H159V108H158ZM176 109H175V110H176ZM47 110H48V109H47ZM49 110H51V109H49ZM59 110H60V109H59ZM153 110H154V109H153ZM153 110H151V112H152ZM254 110H255V108H254ZM254 110H253V111H254ZM259 110H260V109H259ZM44 111H46V110L44 109ZM51 111H52V110H51ZM108 111H107V112H108ZM155 111H156V110H155ZM159 111L161 112V110H159ZM159 111H158V112H159ZM256 111H258V110H256ZM105 112H106V111H105ZM116 112H118V111H116ZM134 112H136V115H137L138 113H140V112H142V111L140 110V111L137 112V111L135 110V108H134ZM151 112H149V113H150V114L154 113V111H153L152 113H151ZM180 112H181V111H180ZM180 112H179V113H180ZM184 112H185V111H184ZM184 112H183V113H184ZM260 112L263 113L264 111L261 110ZM260 112H259V114H260ZM46 113H47V112H45V114H46ZM49 113H50V112H49ZM52 113H53V112H52ZM119 113H120V112H119ZM119 113H116V115H113V117H115V116L117 117V114H119ZM179 113L177 112L176 114H179ZM252 113H253V112H252ZM0 114H1V113H0ZM131 114H132V113H131ZM133 114H134V113H133ZM141 114H142V113H140L139 115H141ZM154 114H157V113L155 112ZM158 114H159V113H158ZM158 114H157V115H158ZM161 114H162V113H161ZM163 114H164V113H163ZM167 114H168V113H167ZM250 114H251V112H250ZM1 115H2V114H1ZM49 115H50V114H49ZM49 115H48V117H49ZM134 115H135V114H134ZM139 115H137V116H139ZM251 115H252V114H251ZM260 115H261V114H260ZM44 116H45V115H44ZM46 116H47V114H46ZM81 116H82V115H81ZM83 116H84V115H83ZM83 116H82V117H83ZM119 116H120V114H119ZM155 116H156V115H155ZM161 116H162V115H161ZM166 116H167V115H166ZM178 116H179V115H178ZM180 116H181V113H180ZM252 116H254V115H252ZM258 116H259V115H258ZM258 116H257V117H258ZM262 116H263V115H262ZM113 117L111 118L112 120H113ZM116 117H115L114 119H116ZM129 117H130V115H129ZM129 117H128V118H129ZM131 117H132V116H131ZM167 117H168V116H167ZM183 117H184V116H183ZM86 118H87V117H86ZM117 118H118V117H117ZM120 118H121V117H120ZM132 118L134 119V117H132ZM132 118H130V120H132ZM137 118H138V117H135L136 121L139 120V119H137ZM139 118H140V117H139ZM185 118H186V116H185ZM252 118H253V117H252ZM258 118H260V117H258ZM258 118H257V119H258ZM0 119H1V118H0ZM10 119H11V118H10ZM10 119H8V120L11 121ZM135 119H134V120H135ZM140 119H141V118H140ZM182 119H183V118H182ZM260 119H261V118H260ZM1 120H3V122H5V124H6V122H9V121H7V120H5V119H1ZM4 120H5V121H4ZM127 120H128V119H127ZM186 120H187V119H186ZM109 121H111V120H109ZM125 121H126V120H125ZM163 121H164V120H163ZM167 121H168V118H167ZM184 121H185V120H184ZM254 121H255V120H254ZM260 121H261V120H260ZM12 122H13V121H12ZM24 122H25V121H24ZM112 122H115V120H113ZM130 122H131V121H130ZM133 122H135V121H133ZM138 122H139V121H138ZM165 122H166V120H165ZM186 122H187V121H186ZM255 122H256V121H255ZM262 122H263V121H262ZM21 123H23V122H21ZM27 123H28V122H27ZM104 123H105V122H104ZM104 123H102V124H104ZM109 123H110V122H109ZM118 123H119V121H118ZM118 123L116 122V125H115V126H117ZM124 123H125V122H124ZM169 123H170V122H169ZM169 123H168V124H169ZM259 123H260V122H259ZM259 123H258V125H259ZM11 124H12V123H11ZM19 124H20V123H19ZM106 124L108 125V128H110L108 122H107ZM106 124H105L104 126H106ZM112 124H113V123H112ZM121 124H122V123H121ZM121 124H120V125H121ZM131 124H132V122H131ZM145 124H146V123H145ZM145 124H143L144 129H141L142 126H141V127L138 126V125H141V124L137 123L136 125H137V127H139L141 130H144V131H145V129H147V131H148V127H149V126L146 127L148 123H147L146 125H145ZM231 124H232V123H231ZM231 124L228 123V125H231ZM251 124H252V123H251ZM253 124H254V123H253ZM256 124H257V122H256ZM256 124H254V125L256 126ZM260 124H261V123H260ZM263 124H264V123H263ZM263 124H262V125H263ZM3 125H4V124H3ZM29 125H30V124H29ZM100 125H101V124H100ZM120 125H119V126H120ZM124 125L126 126V124H124ZM133 125L135 126V124L130 125V123H129V126H131L130 129H132V130H134V129H133ZM144 125H145V126H144ZM163 125H165V124L163 123ZM18 126H19V125H18ZM18 126H17V127H18ZM21 126H22V125H20L19 127H21ZM30 126H31V125H30ZM76 126H78V125H76ZM101 126H103V125H101ZM104 126H103V127H104ZM115 126H114V127H115ZM125 126H124V127H125ZM200 126H201V125H200ZM231 126H233V125H231ZM231 126H229V127H231ZM10 127H11V126H10ZM24 127H25V125H24ZM26 127H27V126H26ZM26 127H25V129H26ZM89 127H90V126H89ZM89 127H88V128H89ZM121 127H123V126H121ZM121 127H119V128H121ZM135 127H136V126H135ZM135 127H134V128H135ZM160 127H161V126H160ZM229 127H228V128H229ZM234 127H235V125H234ZM251 127H253V126H251ZM263 127H264V126H263ZM3 128H5V125H4ZM70 128L73 129V130H75V132H76V129L72 128V126H71ZM76 128H77V127H76ZM79 128H81V127H79ZM79 128H77V130H78ZM94 128H95V127H94ZM104 128H105V127H104ZM106 128H107V127H106ZM119 128H117V130H118ZM127 128H128V127H127ZM127 128H126L125 130H129V133H130V129H127ZM149 128H150V127H149ZM152 128H153V127H152ZM162 128L165 129L166 127L164 126V127H162ZM162 128H161L160 130H162ZM208 128H211V127H208ZM241 128H242V126H241L239 129H241ZM258 128H260V126H259ZM258 128H257V129H258ZM261 128H262V127H261ZM261 128H260V130H261ZM6 129H7V128H5V130H6ZM19 129H21V128H19ZM19 129H18V130H19ZM27 129H29V128L27 127ZM60 129H61V128H60ZM164 129H163V131H165ZM184 129H185V127H184ZM231 129H232V128H231ZM231 129H230V130H231ZM247 129H248V128H247ZM253 129H254V128H253ZM5 130H4V131H5ZM12 130L14 131V134H13V136H14L15 133H16V131H15V129H12ZM29 130H30V129H29ZM57 130H58V128H57ZM68 130H70V129L68 128ZM80 130H81V129H80ZM92 130H93V129H92ZM94 130H95V129H94ZM123 130H124V129H123ZM135 130H136V128H135ZM137 130H138V129H137ZM160 130H159L158 132H161ZM166 130H167V129H166ZM186 130H188V129H186ZM199 130H200V129H199ZM201 130H202V129H201ZM230 130H227V131L230 132ZM234 130H235V129H234ZM236 130H237V128H236ZM241 130H242V129H241ZM248 130L250 131V132H248V133H251V130H252V129H251V130L248 129ZM258 130H259V129H258ZM260 130H259V136H261L260 133H262L261 131H263V130H261V131H260ZM1 131H2V130H1ZM13 131H12V132H13ZM22 131L24 132V130H22ZM27 131H28V130H27ZM27 131H26V132H27ZM59 131H60V130H59ZM63 131H64V129H63ZM88 131H90V130L88 129ZM121 131H122V130H121ZM149 131H152V130L149 129ZM149 131L146 133L147 137L145 136V139H146V141H147V138L149 139L148 142H149V146H150V144H153V143H152V142H153V139H152V136L150 137ZM245 131L247 132L246 129H245ZM8 132H9V131H8ZM8 132H7V133H8ZM20 132H21V130H20ZM53 132H55V131H53ZM69 132H70V131H69ZM73 132H74V131H72L71 133H73ZM90 132H93V131H90ZM124 132H126V131L121 132L122 135H121V134H120V135L123 136V133H124ZM127 132H128V131H127ZM145 132H146V131H145ZM167 132H168V131H167ZM224 132H226V131H224ZM231 132L233 133V130H232ZM246 132H245V133H246ZM4 133H5V132H4ZM21 133H22V132H21ZM24 133H25V132H24ZM45 133H46V132H45ZM55 133H56V132H55ZM59 133H60V132H59ZM61 133H62V132H61ZM71 133H69V134H71ZM77 133H78L79 135H78ZM94 133H96V130H95ZM97 133H98V132H97ZM97 133H96V135H97L96 137L99 138V136H98ZM119 133H120V132H119ZM136 133L140 135V131H138V132L136 131ZM136 133L133 132V137H135L134 134L136 135ZM141 133H143V131H141ZM154 133H156V135H157V132H156V131H155ZM168 133H169V132H168ZM168 133H166V134H168ZM203 133H204V132H203ZM234 133H235V132H234ZM238 133H239V132H237V134H238ZM240 133H241V132H240ZM242 133H243V132H242ZM254 133H256V128H255V130H254ZM254 133H253V132L251 133L250 138H252V134H254ZM257 133H258V131H257ZM0 134L2 135L1 132H0ZM5 134H6V133H5ZM18 134H20V133H18ZM27 134H28V133H27ZM29 134H30V132H29ZM29 134H28V135H29ZM49 134H50V133H49ZM87 134H88V133H87ZM89 134H90V133H89ZM89 134H88V135H89ZM125 134H126V133H124V135H125ZM131 134H132V131H131L130 135H131ZM143 134H144V133H143ZM148 134H149V137H148ZM160 134H162V133H160ZM163 134H164V132H163ZM166 134H165V135H166ZM200 134H201V133H200ZM208 134H209V133H208ZM226 134H227V133H226ZM1 135H0V137L3 138V136H1ZM20 135H21V134H20ZM24 135H25V134H24ZM54 135H55V134H54ZM54 135H53V136H54ZM76 135H77V136H76ZM91 135H93V133H92ZM120 135H118V137H117L118 139H119V136H120ZM127 135H128V134H127ZM130 135H128V137H127V136H126V137L129 139ZM141 135H142V134H141ZM144 135H145V134H144ZM192 135L194 136V133H193ZM201 135H202V134H201ZM231 135H233V134H231ZM231 135H230V136H231ZM239 135H240V134H239ZM246 135H247V133H246ZM263 135H264V134H263ZM15 136H16V135H15ZM15 136H14V138H15ZM22 136H23V135H22ZM25 136H26V135H25ZM44 136L46 137V135H44ZM56 136H58V135H56ZM56 136H55V137H56ZM60 136L63 137L64 134H60ZM68 136H69V135H68ZM73 136L75 137V139H73ZM73 136H72V134H71V137H72L73 141H75V142H76V138H81V137L84 138L83 135L81 136V134H80L79 131L76 132V134L73 133ZM80 136H81V137H80ZM93 136H95V135H93ZM121 136H120V138H121ZM158 136L160 137V140H161V138L166 137V136L163 137L162 135H161V136L158 135ZM167 136H168V135H167ZM197 136H198V135H197ZM203 136H204V135H203ZM220 136H221V135H220ZM228 136H229V135H228ZM241 136H242V135H241ZM241 136H240V138H241ZM244 136H245V135L243 134V138H244ZM257 136H258V134L256 135V137H257ZM8 137H10V134L8 135ZM20 137H21V136H20ZM23 137H24V136H23ZM51 137H52V135H51ZM58 137H59V136H58ZM62 137H60V138H62ZM66 137H67V136H66ZM87 137H88V136H87ZM131 137H132V135H131ZM221 137H222V136H221ZM233 137H234V136H233ZM248 137H249V136H248ZM248 137H247V138H248ZM253 137H254V139H255V136H253ZM262 137L264 138V136H262ZM6 138H7V134H6ZM6 138H5V139H6ZM12 138H13V137H12ZM12 138H11V139H12ZM14 138H13V139H14ZM25 138H28V136H26ZM53 138H54V137H53ZM56 138H57V137H56ZM64 138H65V137H64ZM64 138H63V140H62V139H61V140L59 139V140L61 141V143L64 141ZM90 138H93V137H90ZM112 138H113V137H112ZM112 138H111V139H112ZM114 138H115L114 143L116 142V140H117V141L120 140V139H119V140L116 139V137H114ZM114 138H113V139H114ZM124 138H125V137H124ZM150 138H151V139H150ZM155 138H156V136H155ZM157 138H158V137H157ZM191 138H192V137H191ZM197 138H198V137H197ZM197 138H196V139H197ZM203 138H204V137H203ZM250 138H249V140L247 139L248 142L250 143L249 145H248L247 142H245V145H246V146L248 145L249 147H251L250 145H251V142H252V141H253V142H254V141H257V139L254 140V139H250ZM258 138H259L258 140L261 139V137H258ZM5 139L0 140V143H2V145H3V144H4V145H7V146L9 147L8 143H10V142H8L7 140L5 141ZM15 139H16V138H15ZM22 139H23V138H22ZM22 139H21V140H22ZM31 139H32V138H31ZM48 139H49V138H48ZM67 139L70 141V143H74V142L72 141V139H71V140H70V138H67ZM100 139H101V141H102V138H100ZM100 139H99V142H100ZM104 139H107V138H104ZM170 139H171V138H170ZM223 139H224V138H223ZM235 139H236V138H235ZM244 139H246V137H245ZM244 139H243V140H244ZM9 140H10V139H9ZM21 140H18V141H21ZM23 140H24V139H23ZM23 140H22L21 142H18L17 139H16V141H15V140H14V141H15V142H18L17 144H15V143H13V142H11L10 144H11L13 147L19 149V148L22 146L21 143L24 142V143H23V144H24L23 146L25 147V149L22 147V149H21V148L19 149V152H22L21 150H26V151H28V149L30 148V147H29V146H30V145H29L30 142L26 143L25 140H24V141H23ZM28 140H29V139H28ZM55 140H56V139H55ZM59 140H58V141H59ZM65 140H66V139H65ZM78 140H79V139H78ZM78 140H77V141H78ZM81 140H83V144H85L84 142H86V140H85V141H84V139H81ZM90 140H91V141H94L93 144L96 143V142L98 141L96 138H95L96 141L94 140V138H93V139H90ZM90 140H89V141H90ZM109 140H110V139H108V142H109L110 144H113V145H114V143H111ZM132 140H133V139H132ZM154 140H156V139H154ZM164 140H165V138H164ZM224 140H225V139H224ZM237 140H238V139H237ZM250 140H252V141L250 142ZM1 141H2V142H1ZM46 141H47V140H46ZM46 141H45V142H46ZM50 141H51V140H50ZM60 141H59V142H60ZM69 141H68V142L65 141L66 143H68V146H66V147H68V148L71 147ZM71 141H72V142H71ZM112 141H113V140H112ZM144 141H145V140H144ZM150 141H151V143H150ZM156 141H159V140L157 139ZM162 141H163V139H162ZM165 141H166V140H165ZM169 141H170V140H168L167 142H169ZM238 141H239V140H238ZM241 141H242V139H241ZM3 142H5L6 144L3 143ZM7 142H8V143H7ZM51 142L53 143V140H52ZM59 142H58V143H59ZM78 142L80 143L81 141L79 140ZM104 142H105V140H104ZM104 142H103V144H105ZM106 142H107V141H106ZM119 142H121V140H120ZM119 142H117V144H118ZM127 142H128V141H127ZM127 142H126V143H127ZM129 142H130V141H129ZM154 142H155V141H154ZM163 142H164V141H163ZM190 142H191V141H190ZM194 142H195V141H194ZM219 142H220V141H219ZM222 142H223V140H222ZM242 142H243V141H242ZM253 142H252V146H254V145L256 144L255 147L257 146V144L260 145V144L264 143V142H261V143H260V142L258 141L259 143L254 142V143H255V144H254ZM58 143H56V145H58ZM66 143H64V144H66ZM79 143H78V144H79ZM81 143H82V142H81ZM86 143H87V142H86ZM89 143H90V142H89ZM121 143H122V142H121ZM123 143H124V145H125V141H123ZM137 143H138V141H137ZM143 143H144V142H143ZM159 143H162V142L159 141ZM173 143H174V142H173ZM199 143H200V142H199ZM246 143H247V144H246ZM13 144H14V145H13ZM19 144H20V145H19ZM25 144H26V145L28 144L29 146H28V145H27V146H28L29 148H28ZM31 144H32V141H31ZM33 144H34V146H35V143H33ZM44 144H45V143H44ZM44 144H43V145L41 144V146H42L41 148H43V147L45 146V149H46V146H47V145H44ZM47 144H49V143H47ZM53 144H54V147H55V142H54ZM59 144H60V143H59ZM74 144L78 145L77 142L74 143ZM74 144L72 145V148H73ZM96 144H97V143H96ZM96 144L93 145V146H96ZM107 144H108V143H107ZM110 144L107 145V147H108L109 149H111V148H112L111 146H113V145L110 146ZM129 144H130V143H129ZM132 144H133V143H132ZM145 144H147V143H144V145H145ZM157 144H158V143H156V145H157ZM165 144H169V143H166V142H165ZM170 144L172 145V143H170ZM221 144H223V143H221ZM15 145H16V146H15ZM50 145H51V144H49V146H50ZM61 145H62V144H61ZM69 145H70V146H69ZM76 145L74 146L75 148L78 149V151H77V150L74 148V149L76 150V152H78V154H79V153H82V154L79 155L78 161H79V163L82 162V164L85 165V166H83V167H80V169H82V168L87 169V168H86V163H83L84 161H86V159H85L84 161H82L83 159H81L80 156L83 158V157H84V154H85V155H88V153H90L89 156H91L92 154H95V151H94V150H96V149H94V147H93L94 150H93V153H91V151H90V152L87 151L88 148H89V146H88V147H85L86 144H85V145L79 144L78 147H77ZM80 145H81V146H84L83 149H84V150L86 149V150H85L86 153H83V152H84L83 149H80L81 151L79 150V148H80L79 146H80ZM89 145H90V144H89ZM97 145H98V144H97ZM118 145H120V144H118ZM122 145H123V144H122ZM122 145H121V147H122L123 149H126V148H127L126 145H125V146L123 145L124 147H123ZM127 145H128V144H127ZM136 145H137V144H136ZM136 145H135V147H132V146H134V144H133L132 146L129 145L128 148L131 146V147L134 149V148H136ZM142 145H143V144H142ZM154 145H155V144H154ZM154 145H153V146L151 145L152 148H151V147H148V145H146L145 147H148L147 149H146L144 146H143V147L145 148V150H148L149 148H151V149L153 150V152L149 149V150L152 152V153H150V152H149V153L152 154V155H154V154H155V155H158L159 152H157V154L154 152V151H156V150H154V149H155ZM158 145H159V146H163V147L165 146L164 144H163V145L158 144ZM189 145H191V144H189ZM199 145H200V144H199ZM245 145H244V147H245ZM262 145H263V144H262ZM0 146H1V145H0ZM34 146H32V149H33ZM49 146H47V149H48ZM59 146H60V145H59ZM62 146H63V145H62ZM62 146H61V147H62ZM86 146H87V145H86ZM91 146H92V145H91ZM91 146H90V147H91ZM102 146H103V145H102ZM109 146H110V147H109ZM140 146H141V145H140ZM191 146H192V145H191ZM260 146H261V145H260ZM260 146H257L258 148L256 147L257 149H259V150H258L259 153L261 152V151H260V148H261ZM263 146H264V145H263ZM263 146H262V148L264 149ZM2 147H5V146H2ZM18 147H19V148H18ZM37 147H38V146H37ZM61 147H60V149H61ZM97 147H98V146H97ZM97 147H96V148H97ZM116 147H117V146H116ZM121 147H120V148H121ZM141 147H142V146H141ZM141 147H140V149H143V151H145L144 148H143V147L141 148ZM163 147H162V148H163ZM165 147H166V146H165ZM167 147H168V146H167ZM167 147H166L165 149H167ZM169 147H170V146H169ZM188 147H189V146H188ZM193 147H194V146H193ZM193 147H192V148H193ZM219 147H220V146H218V149H219ZM221 147H222V146H221ZM0 148H1V147H0ZM10 148H12V147L10 146ZM27 148H28V149H27ZM34 148H35V147H34ZM39 148H40V147H39ZM51 148H52V147H51ZM51 148H50V149H51ZM62 148H63V147H62ZM64 148H65V147H64ZM68 148H67L68 151L72 150V148H71V149H68ZM81 148H82V147H81ZM113 148H114V150H116L115 147H113ZM113 148H112L111 150H113ZM120 148H118V149H119V154H120V152L122 151V150L120 151ZM128 148H127V152L129 151ZM157 148H158V146H156V149H157ZM160 148H161V147H160ZM160 148H158V149H160ZM171 148H172V147H171ZM171 148H169L171 151L174 150L173 148H172V149H171ZM246 148H247V147H246ZM262 148H261V150H263ZM13 149H14V148H12V150H13ZM35 149H36V148H35ZM47 149H46V150H47ZM105 149H107V148H104L103 151L101 150V152H105V151H106ZM140 149H137V150H140ZM165 149H164V150H165ZM181 149H182V147H181ZM186 149H187V148H186ZM194 149H197V148H193V149H191V150H194ZM210 149H212V147H211ZM214 149H215V148H214ZM218 149H217V150H218ZM244 149H245V148H244ZM252 149H253V147H252ZM252 149H251V150H252ZM43 150H44V148H43ZM46 150H44V151H46ZM48 150H49V149H48ZM48 150H47V151H48ZM52 150H54V149H52ZM56 150H57V149H56ZM56 150H54V151L56 152ZM91 150H92V149H91ZM99 150H100V149H99ZM99 150H97V151H99ZM104 150H105V151H104ZM114 150L111 151V152H112V153L114 152V153H113V156H115V157L112 156V158H110V159H115V158H116V154H115V151H114ZM134 150H135V152H133L132 154L137 153V152H136V149H134ZM167 150H168V149H167ZM167 150H165L164 152L166 153ZM184 150H185V149H184ZM198 150H199V149H198ZM201 150H202V149H201ZM247 150L249 151L248 148H247ZM251 150H250V151H251ZM0 151H1V150H0ZM4 151H5V150H4ZM26 151H25V154L27 153ZM36 151H38V150H36ZM40 151H42V150H40ZM44 151H43V152H44ZM58 151H59V150H57L58 156L61 157V156L63 155V156L61 157L62 159L59 157V158L61 159V163L64 164V162H65V163H67L66 165H68V162H66V161L69 159L68 157H69V155H70V154H69L70 152L68 153V154H69L68 157H67L68 159L64 158V159H66V160H64V162H63L62 160H63L64 154L66 155L67 152H66V153H65V152L63 153V152H62V154L59 155V152H58ZM61 151H66V150H65V149H64V150H60V152H61ZM73 151H74V150H73ZM79 151H80V152H79ZM82 151H83V152H82ZM97 151H96V152H97ZM117 151H118V150H117ZM125 151H126V150H124L123 152H125ZM132 151H133V150H132ZM132 151L130 150V152H132ZM141 151H142V150H141ZM143 151H142L141 153H143ZM157 151H160V152H161V149H160V150H157ZM162 151H163V150H162ZM171 151H170V153H171ZM196 151H197V150H196ZM196 151H195V152H196ZM244 151H245V150H244ZM252 151H254V150H252ZM258 151H257L256 154H258ZM2 152H3V150H2ZM7 152L9 153L8 149H7ZM11 152H14V150L11 151ZM19 152H18V150H17V153H18V154H19ZM28 152H29V151H28ZM48 152H51V151H48ZM52 152H53V151H52ZM76 152H75V154L73 155V158H72V159H75V158H76L75 156L78 155V154H76ZM101 152L99 151L98 153H101ZM111 152H110V151H109V152H108V151L106 152L108 155H106L105 158L108 159V160H106V162H103V161L105 160V159H104V160L102 161L104 164L107 163V161H109V157H108V156L111 154ZM127 152H125V153H121V155L123 154V158H124L125 155H126L125 159L128 157V153H127ZM130 152H129V153H130ZM138 152H139V151H138ZM181 152H182V151H181ZM190 152H191V151H190ZM205 152H206V151H205ZM205 152H204V153H205ZM209 152H210V151H209ZM223 152H224V151H223ZM263 152H264V150H263ZM263 152H262V153H263ZM5 153H6V152H5ZM5 153H4V154H5ZM15 153H16V152H15ZM17 153H16V155H17ZM22 153H23V152H22ZM35 153H36V152H35ZM44 153H45V152H44ZM44 153L40 152L39 157H40L42 154H44ZM46 153H47V152H46ZM46 153H45V154H46ZM57 153H56V154H57ZM109 153H110V154H109ZM126 153H127V154H126ZM144 153H145V152H144ZM153 153H154V154H153ZM172 153L175 154V152H172ZM191 153H192V152H191ZM193 153H194V152H193ZM193 153H192V154H193ZM197 153H198V151L196 152V155H197ZM199 153H200V152H199ZM199 153H198V154H199ZM207 153H208V152H207ZM207 153H206V154H207ZM210 153H211V152H210ZM210 153H209V154H210ZM216 153H217V152H216ZM252 153H253V152H252ZM252 153H251V154H252ZM0 154H1V153H0ZM12 154H13V153H12ZM29 154H30V156H31V151H30ZM37 154H39V152H38ZM53 154H54V152H53ZM53 154H52V155H53ZM114 154H115V155H114ZM117 154H118V152H117ZM119 154H118V155H119ZM124 154H125V155H124ZM162 154H163V156H164V153H163V152H162ZM202 154H203V153H202ZM206 154H204V155H206ZM213 154H214V152H213ZM245 154H246V153H245ZM247 154H249V152H248ZM247 154H246V155H247ZM253 154H254V153H253ZM260 154H261V153H260ZM1 155H2V154H1ZM8 155H10V154H8ZM16 155L13 154V159H15V158L17 157ZM19 155H20V154H19ZM22 155H23V154H22ZM33 155H35V154H33ZM33 155H32V157H33V158H36V157H34ZM96 155H97V153H96ZM98 155H99V158H100V159L103 158V156H100V154H98ZM101 155H103V153H102ZM118 155H117V157H118ZM137 155H138V154H137ZM139 155H141V154H139ZM159 155H160V154H159ZM166 155L169 156V157H168V156H166V157H167V159L170 160V157H171V156H170L169 154H167V153H166ZM190 155H191V154H190ZM193 155H194V154H193ZM196 155H195V157H196ZM207 155H208V154H207ZM218 155H219V154H218ZM224 155H225V154H224ZM258 155H259V154H258ZM263 155H264V154H263ZM14 156H16V157L14 158ZM43 156H44V155H43ZM58 156H57V157H58ZM70 156H71V155H70ZM104 156H105V155H104ZM132 156H133V155H132ZM132 156H131V157H132ZM146 156H147V152H146ZM160 156H161V155H160ZM160 156H159V159H157V160L163 159V161H166V160H165V159H166L165 157L163 158V157H160ZM184 156H186V155H184ZM184 156H183V157H184ZM208 156H210V155H208ZM208 156H207V157H208ZM211 156H213V155L211 154ZM226 156H227V154H226ZM248 156H249V155H248ZM260 156H261V157H260ZM8 157H9V156H8ZM27 157H29V155H28ZM27 157H25L24 159L26 160ZM39 157H38V158H39ZM44 157H46V156H44ZM71 157H72V156H71ZM71 157H70V159H71ZM77 157H78V156H77ZM86 157L89 158L88 156H86ZM91 157H93V156H91ZM119 157H121V156H119ZM133 157H136V156H133ZM144 157H145V156H144ZM154 157H155V156H154ZM172 157H173V154H172ZM172 157H171V158H172ZM174 157H175V156H174ZM192 157H193V156H192ZM195 157H194V158H195ZM223 157H224V156H223ZM227 157H228V156H227ZM251 157H252V156H251ZM254 157H255V156H254ZM257 157H258V156H257ZM5 158H6V157H5ZM5 158H4V159H5ZM9 158H10V157H9ZM11 158H12V155H11ZM33 158H29V159L31 160V159H33ZM40 158L43 159V157H40ZM48 158H49V157L47 156L46 159H48ZM51 158H52V157H50V160H51ZM55 158H56V155H55ZM59 158H58V159H59ZM93 158H94V157H93ZM93 158H92V162L95 161V160H93ZM95 158H96V157H95ZM99 158H98V161H99ZM129 158H130V155H129ZM149 158H151L150 155H149ZM156 158H158V156H156ZM156 158H152V159H155V162H156ZM185 158H186V157H185ZM189 158H191V157H189ZM194 158H192V159H194ZM196 158H197V157H196ZM209 158H210V157H209ZM213 158H214V157H213ZM213 158H212V159H213ZM255 158H256V157H255ZM259 158H263V157H262V154L259 155ZM36 159H37V158H36ZM42 159H41V160H42ZM52 159H54V158H52ZM70 159L68 160L69 162H70ZM72 159H71V163H69V164H71V165H69V166L72 167V165H73L75 168H77V170L74 169V167L71 168V169H74V173L78 171L79 174H77V173H78V172H77V173L74 175L75 179H73V176H71V178H72V180H73V181H72V180H71V181H72L73 183H71V182H70V183H71L72 185H74L75 183L77 184V185L75 184L76 186H74V187L72 186L73 188H78L79 185L81 186V189H79V188H78V190L76 189L77 191L81 190V195H78L77 193H75V189L73 190V191H74L73 193H74L75 195H78V196H76V197H78L79 199H80L79 196H82V195L86 194L87 196H86V195H84V196H85V198H87L86 201L88 202L89 200H92L93 198H91V194H88V193H86V192L84 193L83 191H85V190H82V188H83V189H86V191L90 193V190H91V192H92V189L94 190V187L91 186V183H92V182H93V183L95 182L94 184H96V182H98L99 184L102 182V181H100V180L98 179V178H100V177L97 178L95 175L98 174V173H97V172H98L97 169L100 170L101 166H102V168H103V165H102L101 162L99 161V162H100V165H97V166H99L100 168L96 166V170H97V171L94 170V172H95L94 174H95V175L93 176V175H92V173H93L92 171H89V172H88V169H89V168L86 170L87 172H85V171H84V172H80L79 167H76V166H78L77 164H79V163H78V162L76 163V161H75V160H72ZM125 159H122V160H125ZM127 159H128V158H127ZM131 159H132V158H130V159H128V160L133 161V160H131ZM135 159H136V158H135ZM152 159H151V160H152ZM192 159H191V161H192ZM201 159H202V158H201ZM217 159H218V158H217ZM228 159H229V157H228ZM252 159H253V158H252ZM5 160H7V158H6ZM15 160H16V159H15ZM17 160H20V157H17ZM34 160H35V159H34ZM34 160H32L33 163H32V161L28 162V163H32V165H30V167L33 166V165H34V166H35V165H38V166H39V165H40V166L42 165L41 163L39 164V162H38L37 164H35L36 161H38V160H35V162H34ZM43 160H44V159H43ZM76 160H77V158H76ZM89 160H91V159L89 158ZM89 160L87 159L86 162L88 163ZM96 160H97V159H96ZM116 160L118 161V162H116V165L120 162V167H121V165H122L121 163H122L123 161L121 162V160L119 161V159H116ZM185 160H186V159H185ZM210 160H211V158H210ZM230 160H231V159H230ZM230 160H229V161H230ZM13 161H14V160H13ZM27 161H29V160H27ZM39 161H40V159H39ZM47 161H48V163L50 164L49 159H48ZM47 161H46V162L44 161V162L47 163ZM53 161H54V160H53ZM59 161H60V160H59ZM72 161H73V162L75 161L76 164H72V163H73ZM110 161H111V160H110ZM112 161L115 162V160H112ZM136 161H137V160H136ZM143 161H144V162H142V164L140 163L141 165H144L145 160H143ZM160 161H162V160H160ZM171 161H172V159H171ZM176 161H177V160H176ZM188 161H189V159H188ZM194 161H195V160H193V162H194ZM200 161H201V160H200ZM214 161H215V160H214ZM254 161H255V159H254ZM4 162L6 163L7 161H4ZM17 162H18V161L14 162L13 164L16 163L15 165H17V166L19 165V168H20L21 164H18ZM21 162H22V161H21ZM21 162L19 161V163H21ZM25 162H26V161H24V163H25ZM40 162H41V161H40ZM55 162L57 163L58 161L55 160ZM90 162H91V161H90ZM127 162H128V161H127ZM127 162H125V164H126ZM140 162H141V161H140ZM166 162H167V161H166ZM174 162H175V160H174ZM196 162H198V161L196 160ZM202 162H204V160H203ZM224 162H225V161H224ZM2 163H3V162H2ZM9 163H10V161L8 162V166H7V167H9V165H11V163H10V164H9ZM52 163H53V162H52ZM61 163H60V165H62ZM128 163H131V162H128ZM167 163H168V162H167ZM172 163H173V162H172ZM172 163L169 162L168 165H170V164H172ZM198 163H201V162H198ZM198 163H195V164H198ZM215 163H216V162H215ZM217 163H218V162H217ZM253 163H254V162H253ZM258 163H259V162H258ZM13 164H12L11 167H13ZM49 164L47 165V167L50 166ZM53 164H54V163H53ZM108 164H109V166H111L110 163H107V165H108ZM137 164H138V163H137ZM137 164H136V165H137ZM157 164H158V161H157ZM163 164L165 165V163L162 162V166H163ZM174 164H175V163H174ZM178 164H179V163H178ZM178 164L176 163L175 165H178ZM188 164H189V163H188ZM191 164H192V163H191ZM213 164H214V163H212V165H213ZM230 164H231V163H230ZM260 164H261V162H260ZM3 165H5V164L3 163ZM22 165H23V164H22ZM60 165H58V168L55 167V169H57V170L54 171V172H56L55 174H56V176L58 177V178L56 177L58 181L56 180V178H55L54 180H56L57 183H58V184L60 183L61 185L59 184V185L57 186V184H56V182H55L54 180H53V181H54V183H55L56 185H55L54 183L51 184L53 181L50 180V179L48 180V178H47V181H44V184H47V185H48V186H47L48 188H46V186H44L43 183H41L42 186H43V188H42L43 190H42V191H44V190L47 189L46 191H44V193H45V192L48 193V196L51 195L50 197H47L46 193H45V195H44V193L41 191V193L43 194V198L41 197L40 199H43V200H44V198L47 197V198H46V203H47V202H48V203H50V202H51V203H54L55 201H54V202H53V200L51 201L52 198H54V200L58 201V202H55V205H56L57 203H59V204H62L63 202H66V203H67V202H68L67 200H72V199L69 197V196L72 195V192H71V195H70V194L68 195L67 193H70L69 190H68V189H69L68 186L66 187V188H68V189H64V188H65V186H64L65 184L62 185V183H66V184H67V183H68L67 181H68V180L70 181L71 178H70V179L67 178V181L65 180V182L63 181L62 183L60 182L61 180H59V178L63 180V179L66 177L65 175H67V174L63 175V173H65V172H62V171H65V169H66L67 166H66V165H63V167L65 166V169H63V170L61 171V170L59 169V167H60V168H63V167H61ZM75 165H76V166H75ZM112 165H113V164H112ZM116 165H114V166L116 167ZM123 165H124V162H123ZM123 165H122V166H123ZM129 165H131V166H133V167L135 166V165H132V163H131V164H128V166H129ZM160 165H161V164H160ZM168 165H167V166H168ZM180 165H181V164H180ZM189 165H190V164H189ZM257 165H258V164H257ZM17 166L14 167L15 170L18 169ZM25 166H26V165H25ZM27 166H28V165H27ZM54 166H56V165H54ZM79 166H81V165H79ZM104 166L106 167V165H104ZM131 166H129V167H131ZM145 166H148V164L145 165ZM167 166H166V167H167ZM190 166H191V165H190ZM193 166H194V165H193ZM193 166H192V167H193ZM197 166L200 167L201 164H200V165H197ZM206 166H207V165H206ZM236 166H237V165H236ZM260 166H264V165L261 164ZM1 167H2V166L0 165V169H3V168H4V166H3V168H1ZM5 167H6V165H5ZM16 167H17V168H16ZM23 167H24V166H23ZM30 167H29V169H30ZM42 167H44V170H43L41 167H36V171H37V172L39 171V170H37V168L40 169V172H41V169L43 170V172H44V171L46 172L47 170L49 171V169H50V168H49V169H48V168H45V167H46L45 164H44V166L42 165ZM50 167H51V166H50ZM120 167H119V168H120ZM133 167H132V168H133ZM143 167H144V166H143ZM150 167H151V166H150ZM172 167H173V166H172ZM175 167H176V169H177V166H175ZM186 167H188V166H186ZM195 167H196V166H195ZM199 167H196V168H199ZM201 167L203 168L204 166H201ZM201 167H200V168H201ZM25 168H26V167H25ZM25 168H24V169H23V168H20V170H21L22 172L25 173V171H24ZM34 168H35V167H34ZM34 168H33V169H34ZM52 168H53V167H52ZM52 168H51V169H52ZM69 168H70V167H68V169H69ZM102 168H101V169H102ZM125 168H127V167L125 166ZM140 168H141V166H140ZM153 168H154V167H153ZM170 168H171V167H170ZM235 168H236V167H235ZM263 168H264V167H263ZM6 169H7V168H6ZM10 169H11V168H10ZM12 169H13V168H12ZM45 169H47V170H45ZM51 169H50V170H51ZM92 169H94V168L92 167L91 170H92ZM129 169H130V168H129ZM133 169H136V167L133 168ZM137 169H138V168H137ZM163 169H165V166H164ZM167 169H168V168H167ZM167 169H166V171H167V173H168V170H167ZM179 169H180V168H179ZM184 169H185V168H184ZM188 169H189V168H188ZM69 170H70V169H69ZM75 170H76V171H75ZM107 170H108V169H107ZM122 170H123V172H124V171L126 172V171H128V168H127L126 170H125L124 168H123V169L120 168L119 170H118V169L116 170L115 168H114V170H113V169H112V170L110 169V171H113L112 174L114 173V174L112 175V177L114 176V179H115V178L117 179L118 176L115 177V176L117 175V172H120V171L122 172ZM130 170H131V169H130ZM146 170H147V169H146ZM172 170H173V169H172ZM192 170H193V169H192ZM195 170L197 171V169H195ZM198 170L201 171V169H198ZM202 170H204V169H202ZM234 170H235V169H234ZM236 170H237V169H236ZM263 170H264V169H263ZM263 170H262V171H263ZM1 171H2V170H1ZM1 171H0V172H1ZM18 171H19V169L17 170V172H18ZM31 171H32V170H31ZM57 171H58L60 174H58ZM66 171H67V170H66ZM71 171H72V170H71ZM71 171H70L69 173H71ZM81 171H83V169H82ZM133 171H134V170L131 171V172H132V175H131L130 171H128V174L131 175L130 179L128 178L129 175H128V177H127V175H126L127 173L125 174V173H121V172H120L121 174H119V175H123V174H125L124 176H126L127 178H126V177L124 178V182H126V183L128 182V183H127V184H124V186H123V185H122V184H123V183H122V182H123V181H122L123 178H121V177H123V176H121V177L119 176L120 180H121V179H122V180H121V181L118 180V181H120V183H122V184H120L119 182H117V183H114L115 185L117 184V186H114V184L112 183L113 185H111L112 187L110 186V188H111V189H115V188H116V190H115V191L112 190L111 193L109 192L110 194H112V192L119 193V192H117V190L119 189L118 191H120V188H122V187H123L122 191H124L123 193H125V191H126L127 189H128V191H129V188H131V190L133 189L132 191L129 192V194L132 192V194L134 195V192H135V196H133L132 194H130V196H131V197L133 196V200H132V201H134V198H135V197L137 198V201H136V200L134 201L135 204L137 205V206H136V207H137L136 211L139 210V209H138L139 207H140L141 210L137 211V212H140V214H137V212L134 213V209H132L133 213L135 214L134 216H133V214H131V215L128 214L130 217H131V216H132V217H136V220H135V221H134L133 218L131 217V219L133 220V222H132V220L129 218V216H128L127 214H125V215H126L125 217L128 216V217H127L128 219H126V220H128L130 223L127 222L126 220H124V223H127V224L129 223V224H130V225L128 224L129 228H128V227H126L127 229L125 228V225H126V224H123V225H124L123 227H122L121 225H119V224H120V223H119L120 219H121V221L123 220V219L120 218V217H123L124 213H123V215L121 214V216L119 215L120 217H118V214H120L119 211L121 210L120 208L122 207V206H120V205H121L120 203L118 204V201H117V203H114V202H113L114 200H113L112 202H113V204H116V205L118 204V206H120V208L117 206L119 210L115 209V208H117V207H115L116 205L113 206L112 204H109L108 201H106V202L110 205V207H109V206H106V205L104 206L105 203H103V204L100 203V202H103V201L105 202V199H103L102 197H103V195H106V193H107V195H108V191L106 192L105 190H103V192L105 193V194H104V193L102 192L101 189L96 190V188H95V191L92 192V197H93V193H94V192L96 193V195L94 194V197H95L94 199H95V201H94V199L92 200L93 203L95 202V204H93L92 201H89L88 203L84 202V201H85L84 198H81V199L79 200L80 203H78V201H77L78 199L75 198V199H76V205L79 204V205H81L80 207H82V205H84V203H85V206H84V207L87 206L88 209H89L88 211H87V210H85V211H87L88 214H89L90 211H91V212H93V213H91V214H93V215H95V216H97V217H100V216L97 215V212L100 211L99 213H100V215H101V214H103V211L105 212V210H107V208H108V210H107L108 213H110V214L112 215L113 212H110V211L115 207L114 209L117 210L119 213H118V212H115L112 216H113V217H114V215L116 216L115 220H116L117 218H119V219H117V222H118L119 224L116 225L117 222H116V223H113V221H114V218H113V219H111L112 222H109V223L106 222V223H108V225H105V227H106V226H107V227H108V226H109V227H112L113 224H115L116 227H115V226H114V227H115L116 229L112 227V230L115 229V230H113V231H115V232H113L114 234L111 233L112 231H110V233H109L110 235H109V234L106 232V231H108V230H107L108 228H107V229L104 228L103 232L105 231V235L108 234L110 237H114V238H116L114 235H116L117 237H120V236H121L120 234H123V238H122V237H121V238H122V241L124 240V242H125L127 239H128V240H131L132 243L129 242V241H127V242H129V243H127V244H129V245L132 244L134 247L131 246V245L128 246L129 249L126 250V252H124L125 248H124V247H123L124 249L122 248V246H123L122 242H121V245H120V243H116V244H115V245H117L118 247H121V250H120V251H122V253H124L125 258L122 257L123 255H122V253H121V259H122V258L126 259V258L129 257L128 260H129V262H130V261H131L130 258L133 257V256L135 257V255H132L131 252L129 253L130 248H132V247L135 248V247H137V246H139V247L142 246L140 241L143 240L142 243H143L144 246H146V248H145V251H146V252L144 251V249H141L143 246L140 247V248L138 247V248H136V249H138V251L143 250V252H141V253H142V254L144 253V255H145L146 253L150 255V257H148V255L146 254V256H147L149 259H148V258H145V259H148V261H154V259L156 258V256H157L158 258H159V256H160V255H159L160 253H157L158 250H157L156 252H154V251H155V249H154V247H153V246H154V242H156L157 238H158V240H159V241H158V240H157V241L160 242V238H161V240H162V238H163L164 236H165V237H164V239H163L162 242H165L164 240L166 239V236L171 232V231H170L169 233H167V232H168V228H169L167 225H168V223H169L170 220H169V221H168L167 219L164 220L165 223H167L166 221H168V223H167V225H166V224L163 222V218H164L166 215H163V216L161 215V216L163 217V218L161 217V218H162V221H161V222H163V224H164L163 226H165V228H164V229H160V228H162V227H160L162 223H159L158 220H157V221H153V220H152L153 218L155 219V218L157 217L156 215H159V214H155V215H154L153 212H152V209H153V208L151 207V209H149V210H150V212H152L151 214H153L154 217L152 218V216H151L150 213H149L150 216L148 215V212H147L148 209H147L146 205L148 206V205H150V204L152 203V201H151L152 199L149 200V198H150L151 195H153V194L151 193L150 196H149V195H148L149 193H148V192L146 193V189H145V187H146V185H147L148 183H150V188H149V190H151V192H153V193L156 192V191H155V190H156L155 188H153L154 190L151 188V183H152L151 180L154 179V177L150 180L149 178H150L151 176H150V177L148 176V178L146 179V177H144V175H146V174H145L146 171L144 170V172H143V170H140V171H142V173H143V177L146 179V180H145V179H144V180H141V181H143V182L145 181L144 184H143V185H145V187H144L145 192H144V190L141 191V188L143 189L142 182H139V183L141 184V187H140V184H139L138 182H137V183L139 184V186H138L136 183H134V182H136V181H133V180H135V179H133V177H132V176H134V178H136V177L138 176L137 173H140V172H138L139 169L137 170V173H135L136 170L134 171V174H137V175H134V174H133ZM166 171H165L164 173H166ZM178 171H179V170H178ZM182 171H183V170H182ZM199 171H198V172H199ZM232 171H233V170H232ZM6 172H7V170H6L5 172H3V173H6ZM13 172H15V171H13ZM13 172H12V175L14 174ZM22 172H21V173H22ZM28 172H30V171H28ZM32 172H33V171H32ZM72 172H73V171H72ZM91 172H92V173H91ZM102 172H104V171H102ZM105 172H106V171H105ZM105 172H104V173H105ZM147 172H148V171H147ZM150 172H151V171H150ZM152 172H153V171H152ZM152 172H151V173H152ZM173 172L175 173L176 171L173 170ZM189 172H190V171H189ZM194 172H195V171H194ZM263 172H264V171H263ZM3 173H2V174H3ZM21 173H20V175H21ZM30 173H31V172H30ZM33 173L35 174V169H34V172H33ZM33 173H32V174H33ZM38 173H39V172H38ZM38 173H36V174H38ZM88 173H89V174L91 173V175H92L93 177H92L91 175H90L91 177H89V174H88ZM96 173H97V174H96ZM99 173H101V171H99ZM104 173L101 174L102 177H103V178H101L102 180H103V179H104V180L106 179V178L104 177V175H103ZM107 173H109V172H107ZM115 173H116V174H115ZM148 173H149V172H148ZM148 173H147V175H149ZM156 173H157V172H155V174H156ZM164 173H163V175H164ZM169 173H171L170 169H169ZM178 173H179V172H178ZM191 173H192V171H191ZM191 173H190V174H191ZM203 173H204V172H203ZM9 174H10V171H9ZM15 174H16V172H15ZM32 174H30V175H32ZM34 174H33V175H34ZM40 174H43V175H44L45 173H40ZM53 174H54V173H53ZM53 174H52V176H53ZM158 174H160V173H158ZM179 174H181V173H179ZM195 174H196V173H195ZM200 174H202V172H201ZM5 175H6V174H5ZM18 175H19V174H18ZM26 175H29V173L26 172ZM30 175H29V176H30ZM45 175H46V174H45ZM45 175H44V177H43L42 175H41V176H42L43 178H45ZM47 175H48V173H47ZM59 175H61V176H59ZM62 175H63V177H64V176H65V177L63 178ZM68 175H69V174H68ZM98 175H99V174H98ZM98 175H97V176H98ZM150 175H151V174H150ZM160 175H161V174H160ZM166 175H167V174H166ZM172 175L174 176V175H176V174H172ZM172 175H169V176H172ZM197 175H198V174H197ZM234 175H235V174H234ZM6 176H9V175H6ZM13 176H15V175H13ZM22 176H23V175H22ZM22 176L20 177L21 179H22ZM37 176H38V175H37ZM41 176L39 175V178H41ZM84 176H85V177L87 176L89 179H86ZM106 176H108V175H106ZM140 176H142V175H139V177H140ZM167 176H168V175H167ZM169 176H168V177H169ZM173 176H172L171 178H173ZM177 176H178V175H177ZM190 176H191V175H190ZM9 177H10V176H9ZM15 177H17V176H15ZM18 177H19V176H18ZM26 177H27V176H26ZM26 177H25V178H26ZM31 177H32V176H31ZM47 177H48V176H47ZM49 177L51 178V176H49ZM67 177H68V176H67ZM95 177H96V179H95ZM112 177H111V174L109 173V178H107L106 180H108V179H112L111 181H113V178H112ZM139 177H137V178H139ZM161 177H163V176H161ZM161 177H160V178H161ZM181 177H182V176H181ZM181 177H180V178H181ZM196 177H197V176H196ZM200 177H201V179H202V175H200ZM200 177L198 178L199 180H200ZM20 178H19V180H20ZM33 178H36V176H34ZM43 178H41V179L43 180ZM90 178L93 179V180H90ZM141 178H142V177H141ZM163 178H166V176L163 177ZM177 178H178V177H177ZM177 178H176V179H177ZM194 178H195V177H194ZM4 179H7V178H4ZM11 179H12V181H15L14 178L11 177ZM13 179H14V180H13ZM16 179H17V178H16ZM27 179H28V178H27ZM36 179H38V178H36ZM97 179H98V180H97ZM116 179H115V180H116ZM126 179H127V180H126ZM128 179H129V180H128ZM139 179H140V178H139ZM139 179H137V181H139ZM148 179H149L150 181H149ZM186 179H187V178H186ZM8 180H9V178H8ZM29 180H30V179H29ZM38 180H39V179H38ZM42 180H40V181H42ZM85 180H87V181H85ZM88 180H89V181H88ZM95 180H96V181H95ZM104 180H103V181H104ZM115 180H114V181H115ZM130 180L133 182V184H134L135 186H134L133 184H132L131 187L129 186V185H131ZM155 180H156V179H155ZM161 180H162V178H161ZM170 180H171V179H170ZM170 180H169V181H170ZM173 180H174V183H173ZM196 180H197V179H196ZM220 180H221V179H220ZM23 181H24V180H23ZM48 181H49V184H48ZM50 181H51V182H50ZM99 181H100V182H99ZM116 181H117V180H116ZM146 181H149V182L146 184ZM153 181H154V180H153ZM165 181H166V180H165ZM165 181H164V182H165ZM176 181H177V180H176ZM180 181H181V183H182V182L185 181V180L182 181V179H181ZM180 181H179V183H180ZM19 182H20V181H19ZM31 182H32V181H31ZM33 182H34V181H33ZM35 182H36V180H35ZM35 182H34V183H35ZM37 182H38V181H37ZM86 182H87V183H86ZM90 182H91V183H90ZM108 182H110V181H107V183H108ZM156 182L159 183V181H156ZM164 182H162V183L164 184ZM4 183H5V182H4ZM21 183H22V181H21ZM34 183H33V184H34ZM70 183H69L68 185H70ZM93 183H92V184H93ZM98 183H97L96 185H98ZM102 183H103V182H102ZM118 183H119V185H118ZM154 183H155V182H154ZM154 183H153V185H154ZM160 183H161V182H160ZM172 183H173V184H176V182H175V178L172 179ZM189 183H190V182H189ZM189 183H188V184H189ZM221 183H222V182H221ZM223 183H225V182H223ZM5 184H6V183H5ZM8 184H9V182H8ZM10 184H11V183H10ZM16 184L18 185V183H15V186H16L15 188H18V186H17ZM19 184H20V183H19ZM37 184H39V182H38ZM41 184H39V185H41ZM86 184H88V185L86 186ZM105 184H106V182H105ZM110 184H111V183H110ZM110 184H109V185H110ZM128 184H129V185H128ZM182 184L186 187V185H185L184 183H182ZM192 184H193V183H192ZM29 185H30V184H29ZM49 185H50V186H49ZM51 185H52V186H51ZM109 185H106V186H109ZM125 185H127V186H125ZM153 185H152V186H153ZM166 185H167V184H166ZM222 185H223V184H222ZM11 186L13 187V184H12ZM11 186H10V188H11ZM22 186H23V185H22ZM25 186H27V184H26ZM59 186H60V187H59ZM63 186H64V187H63ZM90 186H91V188H90ZM119 186H120V187H119ZM133 186H134V187H140V188H139V189H140V192H141V193L144 192L145 194L148 195L149 198H147V197H146L147 195H144V193H143L144 197H143L142 194H139V192L137 193L136 191H138V189H136V190L134 191V187H133ZM162 186H163V185H162ZM173 186H174V185H171V186L169 185V186H167V188H166L165 190H162V191H164V192L167 194V193H169V192H168V187L171 188L170 190H172V189L175 190V188L177 187V185H176L175 188H172ZM8 187H9V186H8ZM27 187H28V186H27ZM29 187H30V186H29ZM50 187H51V188H54L53 191H54L55 196H56L57 198L54 197V193H51V194L49 193V192L52 191ZM62 187H63V188H62ZM70 187H71V185H70ZM72 187H71V188H72ZM95 187L98 188V186H95ZM114 187H115V188H114ZM117 187H118V188H117ZM132 187H133V188H132ZM148 187H149V186H148ZM153 187H155V186H153ZM178 187H179V186H178ZM181 187H182V186H181ZM181 187H179V188H181ZM185 187H184V188H185ZM212 187H213V186H212ZM217 187H218V186H217ZM10 188H7V190H9ZM13 188H14V187H13ZM13 188H12V189H13ZM39 188H41V187H39ZM45 188H46V189H45ZM59 188H61V189H59ZM71 188H70V189H71ZM107 188H108V187H107ZM124 188H125V189H124ZM164 188H165V187L163 186V189H164ZM223 188H224V187H223ZM225 188H226V187H225ZM28 189H29V188H28ZM37 189H38V188H37ZM55 189H56V190H55ZM177 189H178V188H177ZM182 189H183V187H182ZM182 189H181V190H182ZM186 189H187V188H185V190H186ZM212 189H213V188H212ZM214 189H215V188H214ZM14 190H15V189H14ZM18 190H20V189H18ZM18 190H16V191H18ZM29 190H30V189H29ZM29 190H27V191L25 190L24 192H27V194H28V193H29V192H28ZM48 190H51V191H48ZM100 190H101V192H99ZM166 190H167V191H166ZM170 190H169V191H170ZM179 190H180V189H179ZM183 190H184V189H183ZM216 190H217V188H216ZM219 190H220V189H219ZM22 191H23V190H22ZM37 191H38V190H37ZM47 191H48V192H47ZM77 191H76V192H77ZM122 191H120V192H122ZM172 191H173V190H172ZM177 191H178V190H177ZM213 191H214V190H213ZM222 191H223V190H222ZM82 192H83V193H82ZM97 192H98V194H99V193L102 194V195L99 194V197L102 198V199L100 200V202H99V199H100V198L98 199V197H97ZM164 192H163V193H164ZM175 192H176V191H175ZM175 192L173 191V192L171 193L172 196L170 195V196L168 197V198L171 197V198H170V201H171L172 198H174V200H175V199H178V197H174L175 195H174L173 193H175ZM178 192H179V191H178ZM183 192H184V191H183ZM185 192H187V191H185ZM225 192H226V191H225ZM225 192H224V193H225ZM9 193H10V192H9ZM9 193H8V194H9ZM16 193H17V195H14L13 197H15V196H19V195H18V192H16ZM16 193H15V194H16ZM20 193H21V190H20ZM22 193H23V192H22ZM78 193H80V192H78ZM116 193H115V195H116ZM126 193H127V192H126ZM187 193H188V192H187ZM211 193H212V192H211ZM213 193H214V192H213ZM220 193H221V192H220ZM226 193H228V192H226ZM226 193H225L224 195H226ZM8 194H7V195H8ZM11 194H12V192H11ZM29 194H30V193H29ZM29 194H28V195H29ZM31 194H32V193H31ZM33 194H35V192H34ZM33 194H32V197H33ZM113 194H114V193H113ZM113 194H112V196H114ZM136 194H137V196H138L140 199L136 196ZM138 194H139V195H138ZM166 194H164V195H166ZM169 194H170V193H169ZM180 194H182V193L180 192ZM222 194H223V193H222ZM37 195H38V194H37ZM118 195H120V194H118ZM118 195H116V196L118 197ZM124 195H126V194H122V196H124ZM127 195H128V193H127ZM127 195H126V196H127ZM173 195H174V196H173ZM176 195H177V194H176ZM178 195H179V194H178ZM183 195H185V194H183ZM191 195H192V194H191ZM198 195H199V194H198ZM214 195H217V193H214ZM214 195H213V198L215 197ZM224 195H222V196H224ZM229 195H230V194H229ZM22 196H23V195H22ZM41 196H42V195H41ZM52 196H53V197H52ZM67 196H68L70 199H67V200H66ZM84 196H82V197H84ZM89 196H90V197H89ZM112 196H111V197H112ZM140 196H141V197H140ZM153 196H154V195H153ZM167 196H168V194H167ZM186 196H187V195H186ZM186 196H185V198H186ZM207 196H208V194H207ZM219 196H220V195H219ZM219 196H216V197H219ZM6 197H7V196H6ZM6 197H5V198H6ZM8 197H9V196H8ZM74 197H75V196H74ZM114 197H115V196H114ZM114 197H113V198H114ZM145 197H146V199H148L149 201L145 200ZM180 197H181V196H180ZM187 197H188V196H187ZM189 197H190V195H189ZM211 197H212V195H211ZM225 197H226V196H225ZM225 197H224V199H226ZM227 197H228V196H227ZM5 198H4V199H5ZM11 198H12V197L10 196L9 199H11ZM17 198H18V197H17ZM20 198H21V196H20ZM72 198H73V196H72ZM89 198H91V199H89ZM96 198L98 199V201H96ZM151 198H152V197H151ZM155 198H156V197H155ZM185 198H184V200H185ZM195 198H196V197H195ZM203 198H204V197H203ZM209 198H210V197H209ZM209 198H208V199H209ZM27 199H28V198H27ZM37 199H39V198L37 197ZM40 199H39V200H40ZM49 199H50V201H49ZM75 199L73 198V200H75ZM126 199H127V198H126ZM128 199H129V198H128ZM128 199H127V200L123 199V200L126 202V201H128ZM131 199H132V198H131ZM138 199H139V200H138ZM141 199H144V200H143L144 202L141 201ZM186 199H187V198H186ZM188 199H189V198H188ZM210 199H211V198H210ZM217 199H218V198H217ZM220 199H222V197H221ZM0 200H1V199H0ZM13 200H14V202H16L15 200H17V199H13ZM18 200L21 201L22 199H21V200L18 199ZM18 200H17V202H19ZM39 200H37V201H39ZM83 200H84V201H83ZM107 200H108V199H107ZM172 200H173V199H172ZM179 200H180V199H179ZM181 200H182V199H181ZM194 200H195V199H194ZM196 200H197V199H196ZM5 201H6V199H5ZM7 201H8V200H7ZM10 201H11V200H9V202H10ZM24 201H26V199H24ZM24 201H23V204H24ZM34 201H36V200H34ZM44 201H45V200H44ZM109 201H110V200H109ZM121 201H122V198H121ZM130 201H131V200H130ZM130 201H128V202H130ZM132 201H131V203H132ZM145 201H146L148 204H146V205L144 206ZM165 201H166V199H165ZM175 201H176V200H175ZM187 201L190 202L191 200H187ZM212 201H213V200H212ZM217 201H218V200H217ZM221 201H222V200H221ZM225 201H226V200H225ZM229 201H230V199H229ZM2 202L4 203V201H2ZM11 202H12V201H11ZM14 202H12V203H14ZM72 202H73V201H72ZM81 202H82V204H81ZM83 202H84V203H83ZM110 202H111V201H110ZM112 202H111V203H112ZM115 202H116V201H115ZM128 202H126V203H128ZM134 202L132 203V204H133V207H135V206H134V205H135ZM138 202H139V203H138ZM142 202H143V203H142ZM149 202H151V203H149ZM157 202H158V200H157ZM176 202H177V201H176ZM179 202H181V201H179ZM195 202H196V201H195ZM5 203H6V202H5ZM5 203H4V205H5ZM26 203H27V202H26ZM39 203L41 204V201H40ZM39 203H37V204H39ZM42 203H43V201H42ZM44 203H45V202H44ZM74 203H75V202H74ZM77 203H78V204H77ZM89 203H90V204H89ZM91 203H92L93 205H91ZM96 203H97V204H96ZM131 203H130V204H131ZM168 203H169V201H168ZM183 203H184V202H183ZM218 203L223 204L224 202H223V203H222V202H218ZM7 204H10V203L7 202ZM21 204H22V203H21ZM35 204H36V203H35ZM59 204H57V205H59ZM63 204H64V203H63ZM67 204H69V203H67ZM86 204H87V205H86ZM88 204H89V205H88ZM98 204L101 205L102 208H101V206H99ZM108 204H107V205H108ZM130 204L128 203L126 206H123L125 209L122 207L123 210H121V213H122L123 211H124V212H127V211H126V210L128 209L127 207H128V206L132 207V204H131V205H130ZM186 204H187V203H186ZM225 204H226V203H225ZM227 204H228V203H227ZM227 204H226V205H227ZM10 205H11V204H10ZM14 205H16V204H14ZM17 205H18V204H17ZM17 205H16V206H17ZM43 205H45V204H42V207H43ZM51 205H52V204H51ZM53 205H54V204H53ZM55 205H54V206H55ZM72 205H73V204H72ZM76 205L74 204V206H76ZM79 205H78V206H79ZM90 205H91V209H90ZM94 205L99 206V208L95 207ZM111 205L113 206V208H111V207H112ZM122 205H125V204H122ZM138 205H139V207H138ZM154 205H155V204H154ZM189 205H190V203H189ZM191 205H192V204H191ZM213 205H214V204H213ZM19 206H20V205H19ZM22 206H23V205H22ZM25 206H26V205H25ZM38 206H39V205H38ZM47 206H49V205H47ZM47 206L45 205L46 209H47ZM66 206H67V205L65 204V207H66ZM68 206H69V205H68ZM103 206H104V207H103ZM141 206H142V208H141ZM151 206H153V205H151ZM187 206H188V205H187ZM254 206H255V205H254ZM1 207H2V206H1ZM14 207H15V206H14ZM23 207H24V206H23ZM35 207H36V206H35ZM42 207H41V209H42ZM60 207H61V206L59 205V208H60ZM76 207H77V206H76ZM76 207H75V209H76ZM84 207H83V208H84ZM87 207H86V208H87ZM92 207H94L96 210L93 209ZM106 207H107V208H106ZM133 207H132V208H133ZM143 207H145V208L147 209V211H146V210H142V209H145V208H143ZM148 207L150 208V206H148ZM153 207H154V206H153ZM182 207H183V206H182ZM184 207L187 208L185 205H184ZM189 207H190V206H188V210L191 211V210H190L191 207H190V208H189ZM192 207H193V206H192ZM2 208H3V207H2ZM48 208H49V207H48ZM50 208H55V207H50ZM56 208H57V206H56ZM56 208H55V209H56ZM66 208H67V207H66ZM69 208H70V210H68V209L64 210V207L60 208V210L63 209V210L66 211L67 213H66V212H61V213H59V214H58L57 211H56L58 208H57L56 210L53 209V210L56 211V213H55V212H54V213L56 214L57 219H59V218H60V219H64L65 217L67 218V219L65 218V221H64V220H61L60 223L58 222L60 219L57 221L58 223L55 221V222H56L55 224H56L57 229L60 228V227H58V226H61V225H62V227H61V231H62L63 228H65V226H67V224H68L67 227H69L70 224H71V222H72V224H73V223L76 224L77 222L79 223L77 217H76L77 220L74 218V213H75V212L77 213V210L75 211V209H74V213L71 214L70 212L73 211V210H71V208H73V207H69ZM100 208H101V209H100ZM103 208H105V209L103 210ZM154 208H155V207H154ZM162 208H163V207H162ZM216 208H219V207H216ZM220 208L222 209V207H220ZM220 208H219L218 210H220ZM0 209H1V208H0ZM11 209H13V208L11 207ZM21 209H22V208H21ZM24 209H27V207L24 208ZM35 209H36V208H35ZM38 209H40V208H38ZM46 209H45V211H46ZM78 209H79V210H78V211H79V212H78L79 214L83 215V213H84L85 215H83V216H87V215H88L87 213H85V211H84L83 209H82L81 211H80V208H79V207H78ZM84 209H85V208H84ZM97 209H100V210L98 211ZM155 209H156V208H155ZM155 209H154V210H155ZM160 209H161V207H160ZM166 209L168 210V208H166ZM166 209H165V210H166ZM191 209H192V208H191ZM224 209H225V206H224ZM14 210H15V209H14ZM14 210H13V211H14ZM17 210H18V209H17ZM47 210H48V209H47ZM58 210H59V209H58ZM60 210H59V212H60ZM63 210H62V211H63ZM94 210H95V211H94ZM101 210H103V211H101ZM115 210H114V211H115ZM129 210L131 211L130 208H129ZM129 210H128V211H129ZM158 210H159V209H157V211H158ZM162 210L164 211V209H162ZM162 210H161V212H162ZM167 210H166V213H165V211H164V214H167V213H168ZM192 210H193V209H192ZM40 211H41V210H40ZM42 211H44V210H42ZM50 211H51V210H49V213H50V214L53 213L52 211H51V212H50ZM82 211H83V213H80V212H82ZM96 211H97V212H96ZM130 211H129V212H130ZM144 211H146V212H144ZM157 211H154V212H157ZM200 211H201V210H200ZM225 211H226V209H225ZM38 212H39V211H38ZM38 212H37V210H36V213H38ZM95 212H96V214H95ZM141 212H143L144 214H147V215L149 216V219H150V217H151V220H152V222H153L154 224H152L151 220H150L151 226L148 225V223H149L148 220H146V221H148V223L146 224V221H145L146 218H145V219H144L145 223H144V224H142L143 222L141 223L142 226H144L143 228L140 227V229L136 230L137 227L135 228V226H133V228L130 229V227H131V223H133V224H135V225H137L138 223H140V218H139V222H137V219H138L137 216L139 215L138 217H140V216L142 217L144 214L142 215ZM0 213H1V212H0ZM34 213H35V212H34ZM36 213H35V214H36ZM39 213H41V212H39ZM49 213H47V216H48L49 219H50L51 217H52V218H55V217H54V216H55L54 213H53L54 215H52V214L50 215ZM62 213H64V215H63ZM65 213H66V215H65ZM69 213H70V214H69ZM76 213H75V214H76ZM78 213H77V214H78ZM99 213H98V214H99ZM105 213H107V212H105ZM105 213L103 214V219H106V218H108V217H106V216H109V214L105 216ZM116 213H117V215H116ZM127 213H128V212H127ZM159 213H160V212H159ZM186 213H187V212H186ZM192 213H193V212H192ZM1 214H2V213H1ZM48 214H49V215H48ZM57 214H58V215H57ZM67 214H68V216L73 215V217H72V216H71V217L74 218L77 222H75V220L72 219L71 217L68 218ZM79 214H78V216H79ZM86 214H87V215H86ZM91 214H90V215H91ZM136 214H137V215H136ZM161 214H163V213H161ZM188 214H189V213H188ZM188 214H187V215H188ZM15 215H16V214H15ZM36 215L39 216V214H36ZM40 215H41V214H40ZM42 215H43V214H42ZM44 215H46V213H45ZM44 215H43L42 217H44ZM60 215L63 216V217H60ZM90 215H88V216H89V219H90V220H89V221H90L89 224L87 223V221H88V218H87V217H88V216H87V217H84L85 219L83 218V216H81L84 220L87 219V220H86V223H85V227H84V225H83L84 223L82 224L83 226H81V221H80V224L77 223L78 225H80V226H79L80 228H77V226H78L77 224H76L77 226L74 224V227H76V229H78V230H81V229H83L82 227H84L85 230H83V232L81 231L82 234L84 233V231H88L90 234H91V232L94 233V231H95V229H96V231H95L94 234L97 235L96 233H98V232L100 233L101 230H102L101 228H98L97 224H99V226H100V225H104V224H106V223H104L103 220H101V219H99V223H98V219H97L96 222H95V221L93 222V221H91V220H96V219H95V217H94L93 215H91V216H90ZM111 215L109 216L110 218H112ZM169 215H170V214H169ZM187 215H184V216H187ZM193 215H194V213H193ZM193 215H192V217H193ZM201 215H202V214H201ZM23 216H24V215H23ZM27 216H28V215H27ZM50 216H51V217H50ZM92 216H93V217H92ZM104 216H105V217H104ZM167 216H168V214H167ZM188 216H190V215H188ZM196 216H197V215H196ZM0 217H2V215H1ZM3 217H5V216H3ZM7 217H8V216H7ZM7 217H6V218H7ZM25 217H26V216H25ZM91 217H92L93 219H92ZM125 217H124V218H125ZM143 217H146V215L143 216ZM143 217H142V218H143ZM169 217H170V216H169ZM169 217H168V219H172V218H169ZM40 218H41V217H40ZM78 218H79V217H78ZM82 218H81V219H82ZM157 218H158V217H157ZM161 218H160V219H161ZM166 218H167V217H166ZM179 218H180V217H179ZM182 218H185V219H183V220H186V219L188 220V219H189V218H186V217H182ZM182 218H181V220H182ZM22 219H23V218H22ZM28 219H29V218H28ZM45 219H46V218H45ZM49 219H48V221H49ZM68 219H70L69 222H67ZM71 219H72V221H71ZM79 219H80V218H79ZM108 219H109V218H108ZM108 219H106V220H108ZM134 219H135V218H134ZM158 219H159V218H158ZM190 219H191V218H190ZM5 220H6V219H5ZM18 220H19V219H18ZM66 220H67V221H66ZM100 220H101L104 224H103ZM109 220H110V219H109ZM118 220H119V221H118ZM130 220H131V221H130ZM183 220H182L181 222H180V221H176V222H175L176 224H177V222H178V224H179V227H177V229L180 228V227H181V229H182V228L184 227L183 224L180 225V223H184ZM202 220H203V219H202ZM0 221H1V223H0V225H1L3 219L0 220ZM12 221H13V220H12ZM28 221H29V220H28ZM48 221H47V222H48ZM51 221H52V220H51ZM70 221H71V222H70ZM89 221H88V222H89ZM141 221H142V220H141ZM193 221H194V224H196V223H195L196 218H194ZM193 221L191 220V222H193ZM8 222H9V221H8ZM26 222H27V221H26ZM26 222H25V223H26ZM45 222H46V221H45ZM63 222L65 223V226H63V225H64ZM84 222H85V221H84ZM92 222H93L94 224H92ZM122 222H123V221H122ZM122 222H121V223H122ZM157 222L159 223V227L157 226V225H158ZM179 222H180V223H179ZM186 222H187L188 224H190V223H189V220L186 221ZM196 222H197V221H196ZM3 223H4V222H3ZM17 223H18V222H17ZM23 223H24V222H23ZM25 223H24V224H25ZM100 223H101V224H100ZM111 223H112V226H111ZM136 223H137V224H136ZM150 223H149V224H150ZM156 223H157V224H156ZM171 223H172V222H171ZM175 223H174L173 225H175ZM5 224H6V223H4V225H5ZM43 224H44V223H43ZM48 224H49V222H48ZM53 224H54V223H53ZM53 224H52V226H53ZM58 224H59V225H58ZM60 224H61V225H60ZM133 224H132V225H133ZM145 224H146V225H145ZM169 224H170V223H169ZM178 224H177V226H178ZM188 224H187V225H188ZM191 224H192V223H191ZM191 224H190V225H191ZM197 224H198V223H197ZM44 225H45V224H44ZM90 225H91V227H90ZM93 225H94V226H93ZM95 225H96V226H95ZM153 225H155V227H154ZM170 225H171V226H170ZM170 225H169V226L172 227V224H170ZM192 225H193V224H192ZM2 226H3V224H2ZM6 226H7V225H6ZM8 226H9V225H8ZM45 226H47V224H46ZM72 226H73V225H72ZM118 226H119V228H118ZM120 226H121V228H123L124 231L129 230V231H127V232H128V234H129V232H130V236L132 237V239H129V237H126L127 239L124 238V236H126V234H125V232H123V230H122V231L120 230V229H121ZM140 226H141V225H140ZM145 226H146L147 228L150 226V227L148 228L149 231H148V229H146ZM182 226H183V227H182ZM198 226H199V225H198ZM198 226H197V227H198ZM22 227H24V226H22ZM56 227H53V228L56 229ZM70 227H71V226H70ZM86 227L90 228V230H86ZM93 227H94V228H93ZM101 227H102V226H101ZM151 227H152V228L154 227V230H156L155 233H152L153 231H152V228H151ZM167 227H168V228H167ZM175 227H176V226H175ZM186 227H189V226H186ZM193 227H194V226H193ZM7 228H8V227H7ZM47 228H49V226L46 227L45 229H47ZM71 228H72V231H73V230L76 231V229H74L73 227H71ZM71 228H65V230H67V229L70 230ZM88 228H87V229H88ZM92 228L94 229V231H91V230H93ZM134 228H135L136 232L140 233V234H136L137 236H138V235H141V237H143V238H144V236H145V239H146V240H145V239H142V238H141V239L139 240V242H137V243L139 244V245L137 244V246L135 245L136 242L133 241V240H135V239H133V236H134V234L136 233V232L134 233V231H135V230H133ZM141 228H142V229L145 228V229L143 230L144 232L141 231V230H142ZM156 228H157V229H156ZM172 228H174V226H173ZM190 228H191V227H190ZM3 229H5V228H3ZM3 229H2V231H4ZM97 229H99V230H97ZM110 229H111V228H110ZM118 229H119V231H120V234H119L118 231H116V230H118ZM158 229L161 230V231L164 230L165 233H166V235L163 236V235H162L163 232L160 231V233H161L160 236L162 235L163 237H160V238H159V236L157 237L156 233H157V231H159ZM170 229H171V228H170ZM191 229H192V228H191ZM197 229H198V228H197ZM42 230H43V229H42ZM69 230H68V231H69ZM78 230H77V232H76V233H77L76 236H74V235L76 234V233H75V234L73 233L74 231L72 232V231L70 230V231H71L70 233H72V234H73L72 236H74V237L76 238V237L78 236V233H81V232L78 231ZM130 230H131V231H130ZM139 230H140L141 232H140ZM171 230H173V229H171ZM175 230H176V228H175ZM195 230H196V229H195ZM199 230H200V229H199ZM44 231H45V230H44ZM54 231H55V230H54ZM57 231H58V230H57ZM57 231H56V232H57ZM63 231H64V229H63ZM90 231H91V232H90ZM97 231H98V232H97ZM166 231H167V232H166ZM59 232H60V231H59ZM66 232H67V231H66ZM88 232H87V234H88ZM116 232H118V233H116ZM131 232L134 233L133 236H132V233H131ZM146 232H147V235H145ZM149 232H151V233H149ZM174 232H175V231H174ZM174 232H173V234H174ZM2 233H3V232H2ZM5 233H6V232H5ZM64 233H65V232H64ZM64 233H63V234H64ZM67 233H68V232H67ZM70 233H69V234H70ZM85 233H86V232H85ZM99 233H98V234H99ZM142 233H145V234L142 235ZM148 233H149V234H148ZM165 233H164V234H165ZM53 234H54V232H53ZM69 234H67V235H69ZM87 234H86V235H87ZM101 234L103 235L104 233H101ZM101 234H99L100 236H98V235L96 236V237H98V238H96V237H95V238H96V239H101V241H102V240H103L102 238H103L105 235H104L103 237H101ZM112 234H113V236H112ZM118 234H119V235H118ZM150 234H154V235L156 236V239H155V236H154V235H151V236H153V237H151L152 240H148V238L151 239V238H150ZM157 234H158V233H157ZM171 234H172V233H171ZM171 234H170V236H171ZM204 234H205V233H204ZM56 235H57V234H56ZM56 235H55V236H56ZM60 235H61V234H60ZM83 235H84V234H83ZM2 236H3V235H2ZM51 236H52V233H51ZM72 236H71V238H72ZM80 236H81V235H80ZM92 236H94V235L92 234ZM109 236L106 235L104 239H107V237H108V239H110ZM127 236H128V235H127ZM137 236H136V237H137ZM170 236L168 235V236H167V239H169L168 237H170ZM0 237H1V236H0ZM13 237H14V236H13ZM62 237H63V236H62ZM84 237H85V236H84ZM84 237H83V238H84ZM87 237H88V236H86V238H87ZM134 237H135V236H134ZM136 237H135V238H136ZM1 238H2V237H1ZM54 238H55V237H54ZM71 238H70V239H71ZM80 238L83 239L82 237H80ZM86 238H85V241H84V242H86V240H87ZM90 238H91V237H90ZM93 238H94V237H93ZM95 238H94V239H95ZM114 238H113V239H114ZM137 238H138V237H137ZM22 239H23V238H22ZM59 239H60V238H59ZM91 239H92V238H91ZM91 239H90V240H91ZM96 239H95V240H96ZM118 239L121 241L120 238H118ZM153 239H155V240H153ZM42 240H43V239H42ZM60 240H62V239H60ZM65 240H67V242H68V239H65ZM65 240H63V241H65ZM90 240H89V238H88L87 241H90ZM95 240H94V241L91 240V242H92V241L95 242ZM111 240H112V238H111ZM136 240H138V239H136ZM136 240H135V241H136ZM18 241H19V240H18ZM18 241H17V242H18ZM40 241H41V240H40ZM43 241H44V240H43ZM43 241H42V242H43ZM45 241H47V240H45ZM53 241H54V240H53ZM57 241H58V240H56V242H57ZM70 241H71V240H70ZM72 241H73V240H72ZM82 241H83V240H82ZM82 241L80 240V244H79V245H82V244H83ZM101 241L98 242V240H97V242H98L99 244L101 243ZM104 241H105V240H103L102 242L105 243L104 246H106V242H107V241H106V242H104ZM149 241H151V242L154 241V242H153V246H152V244H151V247H152V248H149V247H150V246H149ZM23 242H24V240H23ZM49 242H50V240H49ZM81 242H82V244H81ZM93 242H92V244H89V245H94V244L96 245V242H95V243H93ZM133 242H134V243H133ZM144 242H145V243H144ZM146 242H148V243H146ZM62 243H63V242H62ZM69 243H70V242H69ZM75 243H76V241H75ZM98 243H97V244H98ZM103 243H101V244L103 245ZM107 243H108V242H107ZM111 243L113 244L114 242H111ZM15 244H16V243H15ZM17 244H18V243H17ZM17 244H16V245H17ZM41 244H42V243H41ZM49 244H50V243H49ZM52 244H53V243H52ZM54 244H55V243H54ZM70 244H71V243H70ZM70 244H69V245H70ZM72 244H73V243H72ZM77 244H78V243H77ZM85 244H86V243H85ZM108 244H109V243H108ZM118 244H119V245H118ZM124 244H126V242H125ZM145 244H146V245H145ZM163 244H165V243H163ZM50 245H51V244H50ZM66 245H67V244H66ZM74 245H75V244H74ZM87 245H88V244H87ZM147 245H148L149 247H148ZM160 245H161V244H159V246H160ZM166 245H167V244H166ZM169 245H170V244H169ZM169 245H168V246H169ZM172 245H173V244H172ZM172 245H170V246H171V247H169L170 249L172 248ZM46 246H47V245H46ZM46 246H45V247H46ZM54 246H55V245H54ZM64 246H65V245H64ZM70 246H71V245H70ZM111 246H112V245H111ZM113 246H114V245H113ZM117 246H116V247H117ZM162 246H163V245H162ZM162 246H161V248H162ZM174 246H175V245H174ZM48 247H49V246H48ZM58 247H59V246H58ZM62 247H63V246H62ZM74 247H75V246H74ZM82 247H83V246H82ZM86 247L88 248V246H86ZM91 247H92V246H91ZM96 247H97V246H96ZM109 247H110V246H109ZM114 247H115V246H114ZM116 247L113 248V249H116ZM126 247H127V246H126ZM163 247H166V246H163ZM176 247H177V246H176ZM17 248H18V247H17ZM25 248H26V247H25ZM87 248H86V249H87ZM93 248H94V247H93ZM93 248H92V249H93ZM111 248H112V247H111ZM133 248H132V249H133ZM156 248L159 249V251H163L162 249H164V248H162V249L160 250V247L158 248L157 246H156ZM184 248H185V247H184ZM28 249H29V248H28ZM43 249H44V247H43ZM46 249H47V248H46ZM53 249H54V248H53ZM59 249H60V248H59ZM69 249H70V248H69ZM113 249H112V250H113ZM119 249H120V248H119ZM132 249H131V250H132ZM136 249L133 250V253H134V251H136ZM146 249H148L149 252H147ZM152 249L154 250L153 253H151V252H152V251H151ZM173 249H174V250H173ZM173 249H171V251H176V250H175L176 248H173ZM182 249H183V248H182ZM186 249H187L186 252H188V248H186ZM14 250H15V249H14ZM29 250H30V249H29ZM49 250H50V249H49ZM72 250H73V249H72ZM72 250H71V251H72ZM98 250H99V249H98ZM98 250H96V251H98ZM100 250H103V248H100ZM110 250H111V249H110ZM110 250H107V249H106L105 252H106L107 254H108V253H111ZM116 250H117V251H116V254H115V250L112 252V253L115 255V257L111 258V256H113L112 253H111V255L109 254L108 256H104V257L108 258V257L110 256V258H111L112 260L115 259L116 256H117L118 253H119L118 248H117ZM131 250H130V251H131ZM165 250H167V248H165ZM183 250H184V249H183ZM183 250H182V251H183ZM21 251H22V250H21ZM26 251H27V250H26ZM40 251H42V250H40ZM40 251H39V253H40ZM44 251H45V250H44ZM64 251H65V250H64ZM78 251H79V250H78ZM82 251H83V250H82ZM84 251H85V250H84ZM107 251H108V252H107ZM109 251H110V252H109ZM127 251H128V253L130 254V256L128 255V257H127V254H128ZM150 251H151V252H150ZM184 251H185V250H184ZM184 251H183V252H184ZM22 252H23V251H22ZM29 252H30V251H29ZM46 252H47V251H46ZM88 252H90V250H89ZM136 252H137V251H136ZM177 252H181V249H180V251H177ZM183 252H181V253H182V254H186V252H184V253H183ZM34 253H35V252H34ZM42 253H43V252H42ZM47 253H48V252H47ZM49 253H51V252L49 251ZM65 253H66V252H65ZM65 253H64V254H65ZM92 253H93V252H92ZM92 253H91V254H92ZM102 253H103V252H102ZM125 253H126V254H125ZM150 253L152 254V256H151ZM154 253H156V254H155L156 256L154 255ZM18 254H19V253H18ZM24 254H25V253H24ZM29 254H30V253H29ZM35 254H36V253H35ZM71 254H73V253L71 252ZM79 254H80V253H79ZM84 254H86V253H84ZM98 254H99V253H98ZM119 254H120V253H119ZM134 254H140V253H134ZM25 255H26V254H25ZM25 255H24V256H25ZM52 255H53V254H52ZM52 255H51V257H53ZM58 255H59V252H58ZM74 255H75V254H74ZM100 255H101V254H100ZM105 255H106V254H105ZM131 255H132V256H131ZM153 255H154L155 257H154ZM22 256H23V255H22ZM48 256H49V255H48ZM118 256H120V255H118ZM138 256H139V255H138ZM146 256H145V257H146ZM1 257H2V256H1ZM8 257H9V256H8ZM39 257H40V255H39ZM44 257H45V256H44ZM70 257H71V256H70ZM72 257H73V256H72ZM79 257H80V256H79ZM85 257H86V256H85ZM136 257H137V256H136ZM136 257H135V259H136ZM140 257H143V256L140 255ZM140 257H139V260H140ZM152 257H154L153 260L151 259ZM10 258H11V256H10ZM10 258H8V259H10ZM12 258H13V257H12ZM12 258H11V260H13ZM14 258H17V257H14ZM29 258H30V257H29ZM42 258H43V257H42ZM47 258H48V257H47ZM73 258H74V257H73ZM106 258H105V259H106ZM18 259H19V258H18ZM32 259H33V258H32ZM45 259H46V258H45ZM55 259H56V258H55ZM74 259H75V258H74ZM74 259H73V260H74ZM108 259H109V258H108ZM119 259H120V258H117V261H120V262H118V263H121V260H119ZM133 259H134V258H133ZM156 259H157V258H156ZM156 259H155V261H156ZM161 259H162V258H161ZM11 260H10V261H11ZM22 260H23V259H22ZM35 260H36V259H35ZM38 260H40V259H38ZM38 260H37V261H38ZM56 260H57V259H56ZM85 260H86V259H85ZM106 260H107V259H106ZM122 260H123V259H122ZM157 260H158V259H157ZM8 261H9V260H8ZM8 261H7V262H8ZM16 261H17V260H16ZM47 261H48V260H47ZM51 261H52V260H51ZM74 261H75V260H74ZM117 261H116V262H117ZM126 261H127V260H126ZM134 261H135V260H134ZM134 261H133V262H134ZM137 261H138V260H137ZM148 261H147V262H148ZM4 262H5V261H4ZM17 262H18V261H17ZM30 262H32V261L30 260ZM35 262H36V261H35ZM60 262H61V261H60ZM110 262H111V261H107V263H109V264H110ZM122 262H124V261H122ZM147 262H146V263H147ZM14 263H15V262H14ZM22 263H23V261H22ZM25 263H27V262H25ZM38 263H39V262H38ZM78 263H79V262H78ZM83 263H84V262H83ZM125 263H127V262H125ZM136 263H138V262L135 261V263H133V264H136ZM153 263H154V262H152V264H153ZM156 263H158V261H157ZM156 263H155V264H156ZM3 264H4V263H3ZM8 264H10V263H8ZM12 264H13V263H12ZM15 264H17V263H15ZM23 264H24V263H23ZM31 264H33V263H31ZM41 264H42V263H41ZM44 264H45V263H44ZM52 264H53V263H52ZM79 264H80V263H79ZM101 264H103V263L101 262ZM104 264H106V262H104ZM111 264H112V262H111ZM113 264H114V262H113ZM138 264H140V261H139ZM147 264H149V263H147ZM150 264H151V263H150Z\"/></svg>",
	"mask_w": 264,
	"mask_h": 264
}]
</instances>
